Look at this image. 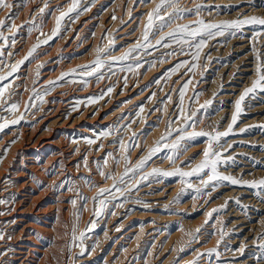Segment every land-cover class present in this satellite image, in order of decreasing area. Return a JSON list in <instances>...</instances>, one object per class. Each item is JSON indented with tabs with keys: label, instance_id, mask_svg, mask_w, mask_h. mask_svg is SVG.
Here are the masks:
<instances>
[{
	"label": "rangeland",
	"instance_id": "374dc122",
	"mask_svg": "<svg viewBox=\"0 0 264 264\" xmlns=\"http://www.w3.org/2000/svg\"><path fill=\"white\" fill-rule=\"evenodd\" d=\"M40 1H42V2H40ZM40 1L39 0H26V1L25 0H8V3L13 4L14 7L11 8V9L0 10V20H6L5 28L2 29L3 35L8 38L7 45H4V42L2 40H0V43L1 42L3 43V45L1 43V46H0V50H2V52H3V55L0 56V76H5L6 74H8L11 71V68H10L11 65H15L18 62L23 61V63L19 65L18 71L12 73L11 75H8L7 79L0 81V88H5L8 85L11 86V87H8L7 91L5 92V98L4 99L7 101V105L6 106H11V104H13V103L18 104V106H19V110L17 112H15V113H9V112L4 110V107H0V123H3V121L5 119L11 121V120L18 119L21 116L23 117L22 119L19 120V123L10 124L9 127L5 128L3 131H0V201H3V202L5 201L4 202L5 204L3 202L0 203L1 204L0 205V213L3 212V213L0 214L1 215L0 216V226H1L0 227V234L3 235V237H5L4 238L5 240L4 239H2L3 241L0 240V242H1L0 243V251H1L0 252V264H7V263L8 264H14V263L15 264H26V263H24V262H27L26 261L27 260L26 259L27 258L26 257L27 256L26 255L27 251L26 250L30 249L31 244L34 243V241H35V239L37 237L36 236L34 238V235L31 234V230H32L33 227H35V225H37L36 227H38L40 225V223H42V221H45V220L37 218V214L39 212L42 213V211H43V214H45L47 212V213H49L51 215H55L57 213L56 211H58V208L60 206H63L64 203H65L64 209H63L64 214L62 212L61 217L59 219H56V217L53 216V217H49V220H47V222L50 223V226L53 225L52 226L53 231H51L50 234L48 235L50 237V238L48 237L49 240L47 239V242H49L50 245H49V243L44 242L45 243V248L47 247L46 249H48V247H49L50 249L47 252V257H46L45 261L43 262V264H68L67 262H69L70 256H72V258L70 260V261H72L71 264H73V263L74 264H77V263H79V264H101L102 262L108 260L107 258H110L111 256H113V254L116 252L115 250H117L121 246V242L122 241L119 238V236H120V234H121V232L123 230L127 231L128 228H130V221L131 220L135 221L134 223L140 222V221L142 222L143 218H150V217H153V215H156V216L158 215L159 217L164 218V220L168 216L169 217L170 216L173 217L174 218L173 220L177 222V224H175L174 228L179 226V224L182 225L185 222H194L195 224L193 226H191L192 227L191 229H193L195 226L198 225L200 230L204 231V229H205V231L207 232L206 235H208V236H205L204 232L200 233V235H201L200 238L201 237L202 238H204V237L207 238V239H205L204 246H205V248H208V249H203L204 252L200 251V253H204V255L203 256H199V259H197V255H199L200 253L197 252L196 253L197 255L196 254L195 255H190L191 252H193V249H188L187 251H189V252L185 251V253L183 254V257H184V255H186L185 256L186 258H188V257L190 258V259L188 258V261L185 264H190V262H192V261L194 262V264H200L201 261H202L201 264H226V263L227 264H233L234 262H235V264H264V247H262V245H264V242H263L264 241V238H263L264 237V229H263L264 228V223H263L264 222V215H263L264 214V206H263L264 205V188H251V187L248 188L246 183L244 184V186L242 184L244 182L251 183V182H259L261 180H264V155H263L264 154L263 153L264 152V139L261 138V137H264V122H263L264 118L262 119V117L264 116V106H263L264 105V93H257L255 96H249V97H247L245 99V101H244V103L242 105L243 111L240 114L236 124L233 125L232 131L227 136H223L224 138L221 137V139H220L218 144H214L213 145L214 151L222 153V156H221L222 162L220 164H218V166H217V169H218L219 173L221 172L220 173L221 175L224 174L226 176H232L233 178H235L237 180H240V181L243 180L241 185L240 184L239 185L238 184H231L228 181H216V182H213L212 184H209L208 187L205 188L200 183V180L201 179H205V180L207 179L208 175L210 174L209 170H206L205 172L201 173L198 176L183 177V178L180 177V176H176V175H173V176L149 175L150 173H152L153 169H157V167H154V166H158V169H160V170L163 169L162 171H166V172H173L176 169H180L181 171H184V172L191 171L193 168L196 167V165H198L204 159L203 153H201V152H203L208 147L207 146L208 145V137L207 136H204V137L200 136V137H196L193 140L181 142V150L179 152L180 155L178 156L180 161H179L178 158L176 159L177 161H179L178 164H177V161L175 162L176 166H175V164L174 165L171 164L169 162V160H165V157L167 159L168 156L172 155V152H171V150L169 148H163L162 143H165V141H161L162 150L160 152H157L155 154V156L153 155L152 158L150 160H148V162L144 165V167L142 169H140L139 171H129L128 175L124 177L125 184L121 185L119 183V178L124 174L125 168L127 167L128 169H134L135 165L138 163V160L143 158V157H145V156H147L148 155L147 151L150 150L149 148L154 147L155 142L152 145H150V147H149L143 141H141L140 138H141V135H142L141 134L142 133V128L143 129L146 128L147 123L152 118V115H154V113L157 111L156 109H159V107L164 105V103L166 104L165 107L167 106L168 109L166 107L165 112H167V113H165L166 115L163 118V121H164L163 122V124H164L163 127L164 128H162V129H164V130L161 129L162 131H161V133L159 135V138L157 140H160L161 136L163 134H165L166 128L169 125V124H165V123H167L170 120L172 122L171 123L172 136L169 137V140L166 143L173 142L181 134V133H179L176 130L184 127V119L180 115V108H181L180 93H181V91H185L184 87H183L185 85V83H188L189 81H191V83H188V88L185 91V95H184V100H183L184 114L185 115H189L192 112L196 113V115L194 117H192V119L189 121V125L191 127L189 126V127L185 128V132H192V131L196 130L195 132H197V131L198 132H205V133H211L212 135H215L216 132H219L220 129L222 130L223 127H224V129L222 131H220V132L221 133L224 132V131L226 132V130L228 131L227 127L229 126V123L230 124L232 123V116H233V114L235 112V103H236V101L239 99V97L242 94V92L244 91V89L249 87L251 85L252 81L256 79V75H255V71L254 70L256 69L257 65L255 66L254 61L256 60L255 62L257 64V59H256L257 53L260 54L261 60H264V52H263L264 51V25L246 24V25H243L242 28L240 30H238V31L228 30L227 32H225V35H223V36H219L218 35V36H216L215 38H212V39H209L207 36H205L204 38L207 39V46L202 50L201 57H200V60L198 62L194 61L190 54H183V52H188V53L194 52L195 51V47L192 46V45H189V44L181 45V44H178V43H176L175 41H173L171 39L164 40L161 45H156V43H154V41H157V39H159L160 36L166 35L167 32H169L172 29L176 28L177 25H191L192 27H196L197 26L196 25V21L197 20H203L205 23H208V24H224L226 22H232V21H236V20H239V19H247L250 16L264 17V14H263L264 13V0H262V1L261 0H212V2L210 0H209V2H208V0H200V1L199 0H191V1L190 0H179V8H181V9H189L191 11L184 12L183 13V17H184L183 19H176L172 23V28H164L163 30H161L159 28V22H158L156 25H154L153 29L150 31V34H149V39H150L149 41H151L152 45L154 43L155 47L149 48L147 51H145L144 49H139L140 51L137 50L136 52H133L128 60H126V61H118V62H114L113 60L110 61V58L112 59V57H118L119 56L118 54H120V55L122 54L123 55L125 52H128V47H130L129 49H131V48H133V46H135V44L133 42L134 39H135V43H137V42H140L141 44L144 43V41L142 39L143 38L142 36H143V33L145 31V26H146L147 21H148V19L146 18L147 17V12L148 13H149V11L151 12L155 8L156 4L160 3V0L154 1L153 3L156 2V4L151 5L149 10L146 13L144 12L143 15L146 16V17H144V20L142 22L141 21L139 22L140 23V27H139V25L137 23H135V25L133 26L134 27L133 28L134 32L132 30V31H130V32L124 34V35H123L121 30L125 26H127L131 21L134 20V14H135L134 12L139 7H141V2H139L140 0L139 1L138 0H80L78 11L74 12V13H71L69 15L70 17L66 16L64 18V20L61 22V27H60L59 34L56 35L55 37H53L52 39H50L47 43H43V41L48 40V37L52 36L50 34H52L53 30L56 27V17L58 15L57 12H59V14H60L62 8L67 11L68 6H69V4H71L70 2H72V0H67V1H65V0L64 1L63 0H55V2H54V0H45V1L44 0H40ZM131 1H132V3H131ZM46 2L48 4H50V5H48ZM99 2H100V5H99ZM127 2L129 4L126 5ZM188 2L189 3L193 2V3H191V5H190ZM24 3H26V4H24ZM35 3H36V5H35ZM43 3H44V5H43ZM130 3L132 5H130ZM112 4H113V6H111ZM121 4H123V5H121ZM45 5H47V7H45ZM55 5H57V6L59 5L60 7L59 6L57 7ZM38 6H39V8H38ZM87 7L89 9V10H87L88 12H86ZM93 7H95L96 9L93 8ZM250 7L252 8V10H251ZM36 8H38V9H36ZM40 8H44V9L46 8L44 13H40L39 12ZM51 8H53V9H51ZM91 8H92V10H91ZM197 8H199V14L198 15L196 13V9ZM259 8H261V9H259ZM28 9H29V11H28ZM238 9H240L239 12H238ZM256 9H257L258 12L256 11ZM103 11H105V13L106 12H108V13L104 14ZM113 11L116 12V13H114ZM128 11H129V13H128ZM169 11H171V9H169ZM33 12H35V13H33ZM54 12H56V13H54ZM125 12L127 13V16H126ZM248 12H249V14H248ZM109 13H110V15H109ZM234 13H236V14L234 15ZM255 13H258L259 15L258 14L255 15ZM31 14H34V15L32 16ZM80 14H81V16H80ZM222 14H223V16H222ZM119 15H121V16H119ZM225 15H226V17H225ZM94 16H95V18H93ZM118 16L121 17L122 19L118 18ZM234 16H236V17H234ZM51 17L53 19H51ZM75 17H76L77 21H75ZM78 17H79L80 20L78 19ZM189 17H191V19ZM30 18H31V20H29ZM71 18H72V20H71ZM99 18H103V19L101 20ZM32 19H33V21H32ZM230 19H232V20H230ZM36 20H37V22H36ZM40 20H41V22H40ZM46 20H48V21H46ZM86 20L88 21V23H87ZM115 20L116 21L118 20L120 22H116ZM121 20H122V23H121ZM183 20H185V21H183ZM98 21H100L101 23H99ZM113 21H115V22H113ZM13 22L15 23V25L17 26V29H18L15 33H11V32L7 31V26L11 25ZM63 22H65V24ZM97 22L100 24L99 26H97L98 25ZM103 22H104V24H103ZM33 23L35 24V27L31 26V25H34ZM41 23H43V26H42ZM96 23H97V25H96ZM105 23H106V26H105ZM143 23H144V25H143ZM36 24H37V28L38 29L36 28ZM112 24H114V25H112ZM117 24H119V25H117ZM120 24H121V26H120ZM70 25H71V27L69 29ZM74 25H77V26H74ZM112 26L115 27V28L113 29ZM136 26H137V28H136ZM98 27H101V28L99 29ZM108 27H110V28H108ZM33 28H36V29L34 30ZM40 28H43V30L40 29ZM138 28H140L139 29L140 32L138 31ZM46 29H48V30H46ZM97 29L100 31V35H99V31H97ZM110 29H112L114 31L111 30V32H110ZM91 30H93V33L91 32ZM76 31H78V33H76ZM116 31H117V33H116ZM214 31H218V30L214 29ZM40 32L43 33V34H41ZM233 32H234V34H233ZM108 33L109 34L111 33V34L109 35ZM159 33H160V35H159ZM40 34H41V36H40ZM96 34H98L99 37H98V35L96 36ZM257 34H259V35L257 36ZM47 35H49V36L47 37ZM111 35H112L113 39H112V37H110ZM130 35H131L132 39L129 37ZM153 35H154V37H153ZM17 36H19V38ZM57 36H59L60 38L57 37ZM138 36H141V37L139 38ZM56 37H57V39L58 38L59 39L57 40ZM120 37H122V38L120 39ZM64 38H66V39H64ZM96 38H97L98 41L96 40ZM136 38L139 39V40L137 41ZM107 39H109V40H107ZM199 39H201V37H197L196 40L193 41V45L196 42H198ZM235 39H237V40H235ZM248 39H250V40H248ZM71 40H73V41H71ZM93 40H95V41H93ZM110 40H112L113 43L110 42ZM116 40H117V42H116ZM10 41H12V42H10ZM18 41L20 43H18ZM102 41H104V42L102 43ZM109 42H110V44H109ZM59 43H61V45ZM73 43H74V47H73ZM128 43H130V44H128ZM53 44L55 46H52ZM164 44H170L171 47H164L163 46ZM36 45H38V47H36V49H35V52H37V53L33 52L31 56H28L29 51ZM99 45H101V46H99ZM124 45L126 47H124ZM239 45H242V46H239ZM95 46H96V48H95ZM162 46H163V48H162ZM238 46L241 47V48H239L240 50L238 49ZM58 47H60V49ZM63 47H65V49ZM71 47H72V49H71ZM98 47H100V49L101 48L105 49V54L106 55H104V53L101 54V57H102L101 59L103 60V64H105V65L103 67L99 68V70H95L94 72H96V71L97 72L93 73V75H91V76L90 75H88V76L87 75H83L81 73L79 74L78 71H80L82 73L86 71V69L84 67L86 65L89 66V69L90 68H93V69L96 68V66L94 68V65H95L94 61L96 60L95 58H97V52L96 51L99 49ZM223 47H225L226 49L223 48ZM233 47H235L236 49L233 48ZM89 48H90V50H88ZM124 48H125V50H124ZM229 48H230V50H229ZM242 48H244V49H242ZM61 49L66 51V52L62 51ZM91 49H92V52H91ZM182 49H183V52H182ZM253 49H255V51H253ZM9 50L10 51L12 50L11 52H9L10 54L7 53V51H9ZM153 50H155V51H153ZM213 50H215L216 52L213 51ZM55 51H56V53H55ZM84 51H87V52H90V53H87V52H84ZM149 51H151L152 53L149 52ZM237 51H238V53H237ZM248 51H249V53H248ZM171 52L174 53L173 55H171L172 57L168 54V53H171ZM218 52H219V54H218ZM225 52H228V53H226V55H225ZM93 53H95V54L93 55ZM108 53L109 54L111 53V54L109 55ZM116 53H117V56L115 55ZM146 53L147 54L150 53L151 55L150 54L146 55ZM83 54L86 55V57L83 56ZM179 54H182V56H180ZM137 55L139 56V60L135 59V57H137ZM209 55L212 56V57L209 58L208 57ZM26 56H28L27 59H25ZM108 56H110V58H108ZM72 57H74V58H72ZM77 57H79V58L75 59ZM80 57H81V59H80ZM82 57H84V59ZM90 57H92L94 59V61H93V59L91 60ZM168 57L169 58L171 57L170 58L171 60H169ZM88 58H89V60L91 62L88 61ZM236 58L239 59V60H236ZM252 59L253 60L255 59V60L253 61ZM44 60H45V62H44ZM75 60H77L79 62H77ZM81 60H82V62L84 60H86V61H84L85 63H81ZM165 60H167V61H165ZM56 61L59 62V63H57ZM68 61L71 62V63H68ZM161 61H163V62L161 63ZM247 61H249L250 64ZM30 62H32V63H30ZM74 62H76V63H74ZM147 62L149 63V65H148ZM152 62H154V63H152ZM65 63L67 65H65ZM138 63L142 64L143 67L139 68L136 71H132V72L127 71L129 66L135 67V65L138 64ZM232 63L236 67H233ZM236 63H238V64H236ZM42 64H43V66H42ZM56 64L57 65L60 64V65L57 66ZM68 64H70V65L68 66ZM77 64H79L80 66L79 65L77 66ZM83 64H84V66H83ZM181 64H183L184 66L179 67L177 69V65H181ZM193 64H197L198 65L195 68L194 71L192 70V65ZM38 65L39 66L41 65L42 67H39ZM50 65H52V66H50ZM74 65L77 66V67H75ZM147 65L150 66L151 68H148ZM159 65H160V68H159ZM70 66L72 67V69H70L71 68ZM223 66H224V68H221ZM230 66L233 69L236 68L235 71ZM31 67H35V68L32 69ZM239 68L243 69V70H240ZM66 69H70L71 71L72 70L77 71L76 75H75L74 71H72L74 75L71 74L72 72L71 73L68 72L70 70L64 71ZM146 69L149 70V72L153 71L152 73H153V76H154L153 79L148 84H146L145 87H144L145 90H146V88H148L147 91H149V94L145 98H143L141 100V102L137 105L136 108L129 107V103H127V102H129L130 99L128 100V99H123V98H125L124 96H127V92L129 91V89L138 91L136 89H138V87H139L138 85L141 84L142 76L144 75V73L148 72V71H145ZM174 69H177V70L173 71ZM223 69H224V71H223ZM48 70L49 71H53V72H49ZM142 70H144V71H142ZM61 71H63V73ZM219 71L222 72V73H220ZM66 72L70 73V75H65L64 79H59L60 76L62 74H66ZM215 72H216L217 75H215ZM228 72H232V74H231L232 76L231 77H227V76H230V73H228ZM96 74H98V75H96ZM219 74L220 75L222 74V75L220 76ZM253 74H254V76H253ZM55 75L56 76L58 75L59 78L56 77ZM123 75H125V76L127 75V76L125 77ZM130 75L132 76L131 78L129 77ZM48 76L51 77L52 81H55L54 84H50L49 83L51 80H50V77H48ZM101 76L103 77L102 79L100 78ZM224 76H226V77H224ZM236 76H238V77H236ZM251 76H252V78H251ZM37 77H39V78H37ZM76 77L77 78H81L82 80L79 79L80 81H78V79H75ZM83 77H84V79H83ZM98 77L102 80L101 83H100V79ZM116 77H118V78H116ZM123 77H125V81L123 80L124 79ZM159 77H160V79H159ZM212 77L214 79L213 82L210 81V79H212ZM217 77H219L218 79H220V80H218ZM121 78H123V79H121ZM127 78H130V80L127 79ZM136 78H138V81H137ZM243 78L244 79L246 78V79L244 80ZM45 79L47 80V82H46ZM48 79L50 81H48ZM73 79H75L73 82H69L70 80L72 81ZM208 79H209V81H208ZM215 79H216V81L217 80L219 81L220 84L217 81L219 86H216L217 83H216ZM224 80H226V82ZM41 81H43V82H41ZM89 81H91V82H89ZM88 82L90 83V85H89L90 87L87 86L89 84ZM117 82H119V84ZM209 82H211L210 86H209ZM242 82H244V83H242ZM39 83H41L42 85H40ZM125 83L128 86L127 85L125 86ZM133 83H134V85H136L135 87H134ZM152 83H155V84H152ZM157 83H158V85H157ZM121 84H123V85H121ZM174 84H176V85L172 87V85H174ZM240 84L242 86H240ZM94 85L97 86V87H94V89H92V87ZM148 85H150V86H148ZM58 86H60V88ZM121 86L122 87L125 86V87H123V89H120V88H122ZM170 86H171V88H170ZM211 86L213 88H211ZM234 86L237 87V88H235ZM82 87H84V88L82 89ZM99 87H100V90H99ZM108 87L109 88L112 87L111 89H113V91H111V94L107 90V92L110 95H108V93L106 95V89H108ZM165 87H166V89H165ZM201 87H203V88H201ZM159 88H162L163 90L162 89L160 90ZM172 88H174V89L172 90ZM114 89H116V90H114ZM155 89H156V91H155ZM201 89H202V91H201ZM209 89H210V91H209ZM120 90L123 91L122 92L123 96L120 95L121 94ZM170 90H172V91H170ZM212 90H214L213 93H212ZM75 91H77L78 93L75 92ZM80 91L81 92L83 91V92L81 93ZM73 92H75L76 95H75V93L73 94ZM113 92L115 94H113ZM154 92H156V93H154ZM85 93L88 94L87 97H91V98L95 99V100H92V102L89 101L91 103L90 105L87 104L88 102H85L86 99H87V98L85 99V97H83V95ZM151 93H152L151 97L156 96V95L157 96L151 98L150 97ZM53 94H54V96H53ZM65 94H67V95H65ZM226 94L227 95L229 94V95L227 96ZM59 95L60 96L62 95L61 96L62 98ZM103 95H104V97H103ZM231 95H232V97H231ZM80 96L82 97V100H80L81 99ZM98 96L102 97V99L100 98L101 101L99 100ZM148 96H149V98H148ZM218 96L220 98L222 96V99L220 100V98ZM38 97H43V99L41 100ZM68 97H69V99H68ZM108 98H110V99L107 100ZM150 98L152 99V101L155 99V102L154 101L153 102L150 101ZM166 98H167V100L169 98H171V100L173 99V102L170 99H169L168 102H165ZM71 99H73V100H71ZM97 99H98V101H97ZM208 100H211L212 103L206 109L201 108V105H203ZM53 101H54V103H53ZM59 101H61V102H59ZM76 101L79 102L81 105L79 103H77ZM83 101H84V103H83ZM93 101H95L96 103L95 102L93 103ZM149 101H150V103H148ZM160 101H161V104H160ZM68 102L70 103V106L68 105L69 104ZM158 102H159L160 105L158 104ZM0 103H2V102H0ZM43 103H44V105H43ZM63 103H64V105H63ZM75 104H76V106H75ZM78 104H79L80 107H78ZM119 104H123V107L126 109L122 114H119L118 110H117V112L115 110V109L119 108ZM26 105H27V108H26ZM56 105H58V106H56ZM103 105L105 107L107 106L108 108L107 107L105 108ZM141 105L143 107H141ZM169 105H171V106H169ZM66 106H68L69 108L66 107ZM72 106L73 107L75 106L77 108L76 109L72 108V110H71L70 107H72ZM84 106H87V109H86V107L84 108ZM139 106H140L141 109H143L142 112L140 111L141 109L139 108ZM52 107H53V110H52ZM177 107H178L179 110H177ZM260 107H261V109H259ZM40 109H41V111L39 112ZM54 109L56 110V114H55V110ZM84 109H86V110H84ZM252 109L255 110V111H251ZM48 110H50V111H48ZM66 110L68 111V113H67ZM69 110L70 111H74V114H73V112L70 113ZM83 110L86 111V112H84ZM168 110H169V112H168ZM219 110H220V112H219ZM136 111H137L138 114L141 112L139 114V116H136V115H138L137 113L135 114ZM144 111H145L146 114L144 113ZM112 112H114L116 115L114 113L112 115ZM34 114L37 115V116H35ZM38 114H39V116H38ZM63 114L66 115L67 117H71L72 119H75L76 121L73 124L78 123V125H80V126L82 125L81 128H83V127L87 128V129H85L86 131H84V130L82 131L81 128H80V131H78V132L77 131H71L70 130L71 126H69V124H72V121L67 120V117L64 116ZM68 114L69 115L71 114V116H69ZM95 115H97V116H95ZM59 116H60V118H59ZM81 116H83V117H81ZM107 116H108V118H107ZM109 116H110V118H109ZM77 117H78V119H77ZM117 117H118V119H117ZM123 117H125V118H123ZM257 117H258V119H257ZM84 118H85V120H84ZM49 119L52 120V121L49 122L50 121ZM102 119H103V122H100ZM122 119H124V120H122ZM130 119H132L131 122H130ZM145 119H146V121H145ZM138 120H140V122L142 124ZM258 120L259 121L261 120V121L259 122ZM37 123H38V125H37ZM128 123L132 124V128L131 129L129 127H126V126H128ZM33 124H34V127H33ZM58 124L60 125V127H59ZM61 124L62 125L64 124V125L62 126ZM112 124H115V125L112 126ZM125 124H126V126H124ZM51 125H53V126H51ZM136 125H138V126L136 127ZM39 126H40V128H39ZM139 126H140L141 129L139 128ZM100 127H101V129H99ZM130 127H131V125H130ZM36 128H37V130H36ZM137 128H139V129H137ZM32 129H35V131L32 130ZM50 129H52V130H50ZM89 129H90V132L88 131ZM126 129H129V130L127 131ZM47 130L49 131L48 132L49 134L47 133ZM125 130L127 132V135H126ZM36 131H37V133H36ZM129 131L132 133V135H131V133H129ZM40 132L43 133L44 135L40 134ZM99 132H100V134H99ZM133 132H137L136 133V137L138 139L136 137H133ZM105 133H108V136L106 135L107 137L105 136ZM28 134H29V136H28ZM45 134H46V136H45ZM138 134H140V135H138ZM39 136L40 137L43 136V137L40 138ZM59 136L61 137V139H60ZM82 136L83 137L86 136V137L82 138ZM125 136L129 137L128 140H127V138H125ZM256 136H257V138H256ZM37 137H38V139H37ZM58 137H59L60 141L58 140ZM78 137L79 138L81 137L83 139V141L80 140L81 138L79 139ZM250 137H252V138H250ZM29 138H30V140H29ZM64 138H65V140H64ZM69 138L72 139L71 140V144H70V139ZM131 138H132V140H131ZM34 139H35V141H36V139L37 140L43 139V140H47V141L53 140L54 141L53 144L55 143V145L53 146V148L43 151L41 149L40 145L33 144V143H35ZM85 139H86V141H85ZM94 139H95L96 142L94 141V143H92V144L88 143V141H91V140H94ZM125 139H126L125 142H127L126 144L124 142ZM27 140H28V142H27ZM67 140L69 141V143H68L69 145L67 144V142H68ZM75 140H77L78 143ZM121 140L123 141V143L125 145H127L128 147H131L132 149L136 147L135 148L136 151H134L135 149L134 150H130L131 148H128L129 151H127V154L125 152L123 153L122 152L123 150H121V148L119 146ZM102 141H104V143ZM135 141H138V144H140V145L136 144L137 142L135 143ZM99 142H102V143L99 144ZM128 142H131V144L128 143ZM65 143L67 145V148H66ZM75 143H77V144H75ZM80 143L82 144V147H81V145H78ZM142 143H144V144H142ZM205 143H207L206 146H205ZM107 144L108 145H112L113 144V145L112 146H108ZM34 145H36V146H34ZM76 145H77L78 149L75 147ZM141 145H143V146H141ZM62 146H63V148H62ZM83 146H85V147H83ZM89 146H91L92 148L89 147ZM97 146H98V148H97ZM101 146H103V147L105 146V147L101 148L102 149L101 150V149H99ZM116 146L117 147L119 146V148H117ZM145 147H147L149 150L147 148L145 149ZM185 147H187V151H183V149ZM74 148H75V150L76 149L77 150L75 151ZM3 149H5L6 152ZM64 149H65V151H64ZM109 149H111V150H109ZM144 149L146 151L143 153L142 151H144ZM87 150L91 151L93 153L88 152ZM97 150H98L99 153L97 152ZM235 150L236 151L238 150V151L236 152ZM59 151L60 152L62 151L61 152L62 154L59 153ZM79 151H81V152H79ZM86 151H87V153H86ZM133 151L136 152V154L135 153L133 154ZM105 152H107V153H105ZM116 152H118V153L116 154ZM129 152H130V154H128ZM56 154H57V156H55ZM118 154L119 155L121 154V155L119 156ZM163 154H164V156H162ZM259 154H260V156H259ZM44 155H46V156H44ZM82 155L84 156V158L87 157V159H84ZM103 155L105 157L107 155L108 156L105 158ZM116 155H117V157H116ZM125 155H127L129 157L127 165L125 164V160L123 158V156H125ZM140 155H142V156H140ZM29 156L32 157L33 159L36 158L35 160H36L37 163H32L33 159H28V158H30ZM47 156H48V158H47ZM64 156L67 159H65ZM79 156L82 158V159H80V161H82V162L84 161L83 162L84 164L82 162H79V163L76 164V161H79V158H80ZM89 156H92V158H94L93 159L94 162H87L89 164H85V161H88V157ZM109 156H110V158H108ZM130 157H132V158H130ZM42 158H43V160H42ZM46 158L49 161L45 160ZM52 158H54V159H52ZM113 158H114V160H116V159H118V160L114 161ZM69 159L70 160L73 159L74 167L71 169L70 173H68V172L66 173L64 171V167H65L64 165H66L69 162L68 161ZM102 159L104 161V164H103ZM120 159H123V160H120ZM160 159H161V161H159ZM105 160L106 161H110L109 163H111V164L113 163L112 167H114L116 165V167H118V168H116L115 170L118 169L119 172H118V170L116 172L114 170V168H112L113 171L110 170L111 167L108 168L109 165L107 163H106V165H108V166L105 165ZM54 161H56V162H54ZM162 161H164V162H162ZM42 162L45 163L46 165L44 164V166H43ZM59 162H61V163H59ZM115 162H116V164H115ZM161 162H162V164H161ZM119 163H121V165H119ZM149 163L152 165V170H149V168L151 167V165L149 166ZM168 163H169V165H168ZM22 164H25V165H22ZM37 164H39L40 166L39 165L37 166ZM59 164H60V166H59ZM164 164H166V165H164ZM33 165H35L37 167H35ZM170 165H171V168H169ZM77 166L78 167L81 166V167L78 168ZM101 166H102L103 169H101ZM148 166H149V168H148ZM55 167L57 169H55ZM61 167H63V168H61ZM93 167L95 168L94 170L91 169ZM166 167H167L168 170L166 169ZM242 167H244V168H242ZM74 168H76V169H74ZM30 169H32V170H30ZM83 169L84 170H87V169L91 170V171H87L86 172L88 175H90L91 178H92V176L94 174L97 175V177L99 176L98 178L100 180H102L103 182L105 181V183H106L105 186H106L107 189H109L110 186H111L110 188H112V185H113L114 182L112 181V179H108V181H106V179L104 180V178L100 176V171L101 170L102 171L104 170L105 175H116L115 173H117V175H116L117 176L116 177L117 178L116 179V183H117V186L120 187V188L122 187V189H127L128 187L126 188V186L128 185V183L130 181H131V184H134V185H131L129 183V185L132 186V189L128 190L129 192L128 191H124L125 193L124 192L123 193H118V194L115 193V195L113 196L114 198L112 196L107 195V193H105V195L103 197H100L99 199H104L106 204H107V207L105 209H103L101 215L95 216L93 211L96 212L97 210L100 209V204L96 203V199H94V198H96L98 196V189L96 191L92 192V195H91V193L90 194H85L84 193V190L87 191V190H91L92 189L91 188L92 187V185H91L92 184L91 183L92 179L86 178V180H81V181H79L77 179V175ZM237 169H239V170H237ZM16 170H18V171H16ZM42 170H43V172H41ZM74 170H75V172L76 171H78V172L73 173ZM15 172H16L17 175L15 174ZM32 172H34V173H32ZM93 172H94V174H93ZM111 172H112V174H111ZM21 173H22V175H18V174H21ZM41 174L42 175L45 174L46 176L44 175L43 179H42V175ZM48 174L50 175V177H49ZM58 174H60V175L58 176ZM52 175H53V177H51ZM246 175H247V177H246ZM250 175H252V176H250ZM54 176H55V179H57V180H55V179L52 180V178H54ZM143 176H147V179H145L146 181L143 180L142 181L143 183H142L141 182V177H143ZM28 178H31V179H28ZM72 178H73V180H72ZM136 178L138 180V183L136 181ZM20 179H21V181H20ZM76 180H78V181H76ZM182 180L186 181V183H182L181 182ZM48 181H49V183H48ZM8 182H10V183H8ZM22 182L24 183V185H23ZM45 182L48 183V184H46ZM57 182H59V183H57ZM5 183H7V184H5ZM14 183L15 184L18 183L16 185V187H18V188L15 187ZM26 183H27V186H26ZM29 183H31V184H29ZM32 183L33 184L35 183L34 185H36V186H34ZM107 183H109L110 186ZM135 183H137V184H135ZM175 184H176V186H175ZM189 184L191 185V187L188 186ZM85 185H86V187H84ZM81 186H83V188ZM7 187L10 188V189H8ZM42 187H44V188H42ZM45 187H47V188H45ZM88 187H89V189H88ZM133 187H135V188H133ZM144 187H145V189H144ZM168 187H170V188H168ZM13 188H15V189H13ZM34 188H36V189H34ZM67 188H69V189H67ZM103 188H104V186H103ZM198 188L201 190L199 193H197V191H196V189H198ZM168 189H170V190H168ZM241 189L243 191H245V192H243ZM36 190H37V192H36ZM238 190H240V191H238ZM246 190L249 191L250 193L248 194V192ZM41 191H42V193H41ZM113 191H114V189H113ZM80 192H82V193H80ZM173 192H175V193H173ZM246 192H247V194H244ZM40 193H41V195H40ZM55 193L56 194L59 193L60 195L59 194L56 195ZM157 193H159L158 195H160V196L162 195V198L160 199V200H162V203L153 205L154 201H152L151 199L156 197V196H158V195H156ZM163 193H164V195H163ZM80 194H82L83 197ZM131 194H133V195H131ZM224 194H228L227 198L225 197ZM23 196L24 197L26 196V197L24 198ZM38 196H41L42 198L40 197L41 198L40 199ZM108 196L110 197V199H109ZM125 196H126V198H125ZM48 197H50V198H48ZM122 197L125 198V199L123 200ZM238 197H240V198H238ZM89 198H90V200H89ZM129 198H130V200H129ZM195 198H197V200ZM5 199L7 200V202H6ZM72 199L75 201V205L74 206H73V203L71 202ZM225 199H226V201H224ZM113 200H114L115 203L113 202ZM218 200H219V203H218ZM89 201H91V202L89 203ZM222 201L227 202V203H224ZM97 202H98V199H97ZM120 202H122V203L120 204ZM259 202H260V204H259ZM12 203L15 204V205H13ZM27 203H29V204H27ZM39 203H40L41 209L39 210V212L36 215L33 216V214L35 213V210H33L32 205H39ZM59 203H60V206L58 205ZM69 203H71V204H69ZM84 203H85V205H84ZM222 203L225 205V208H224V205ZM47 204H48L49 208H48ZM115 205H116V207H114ZM117 205H120L123 210H121V208L118 207ZM145 205H147V206H145ZM151 205H153V206H151ZM231 205H232V208H231ZM88 206H89V208H88ZM158 206H162V207L164 206V207L162 209V207H158ZM219 206H220V208H219ZM222 206H223V208H222ZM50 207H51V209H50ZM81 207H82V209H81ZM234 207H235V209H234ZM7 208H10V209H7ZM45 208H47L48 210L45 209ZM68 208H69L70 212L68 211ZM79 208H80V210H79ZM12 209H13V211H12ZM65 209H66V211H64ZM89 209H91V210H89ZM213 209H218V211L214 212ZM3 210H5V211H3ZM10 210H11V212H9ZM114 211H116V212H114ZM128 211H129V213H128ZM236 211H238V212H236ZM50 212H52V213H50ZM210 212L212 213L211 217L208 216V213H210ZM227 212H229V215H228ZM112 213H113V215H112ZM125 213H126V215H125ZM226 213H227V215H226ZM237 213H239V214H237ZM233 214L236 215V216H234ZM107 215H109L110 218ZM221 215H223L225 218H221V217H223ZM114 216H115V218H113ZM126 217H129V218H126ZM239 217H240V219H238ZM84 218H85V220H84ZM87 218H88V220L86 221ZM124 218H125L126 221L124 220ZM227 218H229V219H227ZM52 219H54V220H52ZM234 219H236L238 221H242L243 223L241 222L240 225L239 224H235V225L232 226L233 221H236ZM3 220H5V222ZM55 220H58V221L55 222ZM161 220H163V219H161ZM231 220H233V221L231 222ZM53 221L55 222V224H54ZM205 221H207V223H205ZM1 222H3V223H1ZM29 222H32V223L29 224ZM105 222L106 223L108 222V223L106 224ZM82 223H83V225H82ZM93 223L95 224V227L92 228ZM227 223H229V225H231V229H230L231 231L229 230L230 226L228 227ZM252 223H254V224H252ZM259 223H260V226H259ZM26 224H27V226H26ZM104 224L106 225L105 227L103 226ZM261 224H262V227H261ZM209 225L212 226V227H210ZM246 225H247V227H246ZM256 225H257L258 229L260 228L259 230H260L261 234L259 233V230L258 231L256 230L257 229L255 227ZM11 226H13V227H11ZM87 226L91 227L92 231H89L88 230L89 228ZM117 226H120V230L119 231H117V228H118ZM250 226L253 229L250 228ZM103 227H104V229H103ZM225 227H228V228H226V229H228L227 231H226ZM237 227H240L242 229H240V228L237 229ZM254 227H255V229H254ZM11 228H14V229L12 230ZM27 228H30V235H27V233H26L27 232ZM85 228L87 229V232L85 231L86 230ZM105 230H106V232L108 234L105 232ZM255 230H256V232H258V234L255 233ZM6 231H7L8 234L6 233ZM117 232H118V234H117ZM81 233H84V239L83 240L79 239ZM244 233H248L250 235V243L251 244L248 243L249 244L248 245L245 241L241 242L240 240H242V239H238L240 236H241L240 238H243L242 236H244ZM14 234H15V236H12ZM100 234H101V238L98 237V236H100ZM105 234L108 237H106ZM253 234L256 235L254 239H253V237H254ZM8 235L9 236L11 235V237H9ZM94 235H97V236H94ZM230 235L233 236L234 238L232 239V237ZM252 235H253V237H252ZM74 236L76 237V239H74ZM93 236H94L95 240L93 239ZM14 237H15L16 241H15ZM24 237H25V239H23ZM104 237H106L105 238L106 241L104 240ZM209 237H211V238H209ZM6 239H8V241ZM11 239H12V241H11ZM227 239L228 240L230 239V240L228 241ZM116 240H118V241H116ZM208 240H210V241L208 242ZM255 241H256V243L253 244ZM108 242H111V243L108 244ZM83 243H85V245ZM17 244H20V245H17ZM94 244L96 246H94ZM101 244H102V246H101ZM243 244H244V246H243ZM81 245L83 246V248L86 247L85 251L83 252V254H81ZM188 245L189 244H186V246H188ZM78 246L80 248H78ZM93 246L95 248V251H92L93 248H90V247H93ZM111 246H113V247H111ZM240 246H241L240 249H242L244 247L243 248V252H241V251L238 252V250H240L239 249ZM227 247H229V248H227ZM2 248L5 249V250H3ZM124 248L126 249V246L123 247L122 249H124ZM213 248H215V249L217 248L216 252L219 254V256H217V254H215V253L213 255H211V256H208L207 253H208L209 249H213ZM99 249H100V252H99ZM128 250H130V251H128ZM128 250H127V255H129L130 253L134 252L135 249H128ZM232 250H233L234 253L232 252ZM91 253H94V254H91ZM235 253L237 255H235ZM244 253H245V255H244ZM12 254H13V256L15 258L12 256ZM73 254L76 255L74 259H73ZM102 254H104V255H102ZM99 255H100V257H99ZM24 256H25V258H24ZM79 256H80L81 261L76 262L75 259L77 257H79ZM41 257L42 256H40L38 258V260H37L38 264H41V260H42ZM104 257L106 258L105 260L103 259ZM87 258H88V260H87ZM203 258H207L206 262L202 260ZM230 258H232V259H230ZM100 260H102V262ZM172 260H174V259H172ZM176 261H179V260L175 259L173 262L171 261L168 264H176ZM95 262H97V263H95ZM209 262H212V263H209ZM152 264H154V263L152 262Z\"/></svg>",
	"mask_w": 264,
	"mask_h": 264
},
{
	"label": "bare ground",
	"instance_id": "6f19581e",
	"mask_svg": "<svg viewBox=\"0 0 264 264\" xmlns=\"http://www.w3.org/2000/svg\"><path fill=\"white\" fill-rule=\"evenodd\" d=\"M26 1V0H25ZM40 1V0H39ZM45 1V0H44ZM64 1V0H63ZM65 1H67V0H65ZM139 1V0H138ZM154 1H156V0H140L139 2H141V7H137L138 9L134 12L135 14H134V20L133 21H131L127 26H125L121 31H122V33H123V35L124 34H126V33H128V32H130V31H132L133 30V26L135 25V23H137L138 25H139V27H140V21L142 22L143 20H144V17H146V16H144L143 14H144V12L146 13L148 10H149V8H150V6L151 5H153V4H156V2L155 3H153ZM191 1V0H190ZM200 1V0H199ZM211 2H212V0H210ZM262 1V0H261ZM32 2V1H31ZM37 2V1H36ZM40 2H42V1H40ZM52 2V1H51ZM54 2H55V0H54ZM59 2V1H58ZM61 2V1H60ZM187 2V1H186ZM208 2H209V0H208ZM38 3V2H37ZM47 3V2H46ZM65 3V2H64ZM71 3V2H70ZM131 3H132V1H131ZM130 3V5H132ZM189 3V2H188ZM191 3H193V2H191ZM191 3H189L190 5H191ZM207 3V2H206ZM258 3V2H257ZM16 4V3H15ZM24 4H26V3H24ZM23 4V5H24ZM28 4V3H27ZM42 4V3H41ZM40 4V5H41ZM48 4V3H47ZM53 4V3H52ZM62 4V3H61ZM127 4H129L128 2L126 3V5ZM35 5H36V3H35ZM43 5H44V3H43ZM42 5V6H43ZM48 5H50V4H48ZM64 5V4H63ZM66 5V4H65ZM68 5V4H67ZM70 5V4H69ZM91 5V4H90ZM99 5H100V2H99ZM121 5H123V4H121ZM125 5V6H126ZM189 5V6H190ZM257 5V4H256ZM21 6V5H20ZM55 6H57V5H55ZM59 6V5H58ZM57 6V7H58ZM111 6H113V4L111 5ZM120 6V5H119ZM30 7V6H29ZM60 7V6H59ZM66 7V6H65ZM123 7V6H122ZM154 7V6H153ZM38 8H39V6H38ZM38 8H36V9H38ZM55 8V7H54ZM93 8H95V7H93ZM110 8V7H109ZM127 8V7H126ZM130 8V7H129ZM251 8V7H250ZM16 9V8H15ZM20 9V8H19ZM46 9V8H45ZM45 9H44V11H45ZM48 9V8H47ZM51 9H53V8H51ZM57 9V8H56ZM67 9V8H66ZM87 9H88V7H87ZM96 9V8H95ZM120 9V8H119ZM242 9V8H241ZM244 9V8H243ZM258 9V8H257ZM257 9H256V11H257ZM259 9H261V8H259ZM18 10V9H17ZM26 10V9H25ZM24 10V11H25ZM60 10V9H59ZM65 9H61V11H64ZM89 10V9H88ZM91 10H92V8H91ZM109 10V9H108ZM107 10V11H108ZM121 10V9H120ZM126 10V9H125ZM239 10L240 9H238V12H239ZM251 10H252V8H251ZM263 10V9H262ZM28 11H29V9H28ZM31 11V10H30ZM34 11V10H33ZM66 11V10H65ZM98 11V10H97ZM260 11V10H259ZM26 12V11H25ZM32 12V11H31ZM48 12V11H47ZM51 12V11H50ZM85 12V11H84ZM86 12H88V11H86ZM104 12V14H106V13H108V12H106L105 13V11H103ZM114 12V11H113ZM119 12V11H118ZM127 12V11H126ZM125 12V13H126ZM132 12V11H131ZM150 12V11H149ZM250 12V11H249ZM249 12H248V14H249ZM258 12V11H257ZM263 12V11H262ZM33 13H35V12H33ZM44 13V12H43ZM54 13H56V12H54ZM58 13V15H57V17L60 15L59 14V12H57ZM74 13V12H73ZM90 13V12H89ZM92 13V12H91ZM96 13V12H95ZM102 13V12H101ZM114 13H116V12H114ZM128 13H129V11H128ZM237 13V12H236ZM236 13H234V15L236 14ZM254 13V12H253ZM261 13V12H260ZM83 14V13H82ZM88 14V13H87ZM103 14V13H102ZM147 14H148V12H147ZM212 14V13H211ZM256 14H258V13H255V15ZM264 14V13H263ZM32 16L34 15V14H31ZM53 15V14H52ZM109 15H110V13H109ZM125 15V14H124ZM238 15V14H237ZM259 15V14H258ZM31 16V17H32ZM44 16V15H43ZM46 16V15H45ZM54 16V15H53ZM52 16V17H53ZM80 16H81V14H80ZM83 16V15H82ZM102 16V15H101ZM117 16V15H116ZM119 16H121V15H119ZM118 16V18H121V17H119ZM126 16H127V13H126ZM222 16H223V14H222ZM231 16V15H230ZM51 17V19H53ZM56 17V18H57ZM70 17V16H69ZM68 17V18H69ZM77 17V16H76ZM76 17H75V21H77V19H76ZM91 17V16H90ZM104 17V16H103ZM123 17V16H122ZM217 17V16H216ZM225 17H226V15H225ZM229 17V16H228ZM227 17V18H228ZM234 17H236V16H234ZM39 18V17H38ZM84 18V17H83ZM86 18V17H85ZM93 18H95V16L93 17ZM98 18V17H97ZM113 18V17H112ZM111 18V19H112ZM125 18V17H124ZM133 18V17H132ZM147 19H148V16L146 17ZM145 18V19H146ZM190 19H191V17H189ZM247 18V17H246ZM34 19V18H33ZM33 19H32V21H33ZM44 19V18H43ZM78 19H79V17H78ZM91 19V18H90ZM99 19H103V18H99ZM122 19V18H121ZM126 19V18H125ZM124 19V20H125ZM183 19V18H182ZM188 19V18H187ZM189 19V20H190ZM217 19V18H216ZM236 19V18H235ZM27 20V19H26ZM29 20H31V18L29 19ZM71 20H72V18H71ZM70 20V21H71ZM74 20V19H73ZM80 20V19H79ZM85 20V19H84ZM83 20V21H84ZM100 20V21H101ZM186 20V19H185ZM185 20H183V21H185ZM230 20H232V19H230ZM31 21V22H32ZM46 21H48V20H46ZM87 21V20H86ZM90 21V20H89ZM100 21H98L99 23H101ZM110 21V20H109ZM116 21V20H115ZM115 21H113V22H115ZM182 21V22H183ZM212 21V20H211ZM218 21V20H217ZM36 22H37V20H36ZM40 22H41V20H40ZM74 22V21H73ZM79 22V21H78ZM94 22V21H93ZM96 22V21H95ZM97 22V23H98ZM112 22V23H113ZM116 22H120V21H116ZM189 22V21H188ZM35 23V22H34ZM33 23V24H34ZM64 24H65V22H63ZM69 23V22H68ZM71 23V22H70ZM77 23V22H76ZM87 23H88V21H87ZM97 23H96V25H97ZM98 23V25L97 26H99L100 24ZM121 23H122V20H121ZM31 24V23H30ZM38 24V23H37ZM37 24H36V28H37ZM42 24V26H43V23H41ZM74 24V23H73ZM103 24H104V22H103ZM187 24V23H186ZM189 24V23H188ZM28 25V24H27ZM35 25V24H34ZM45 25V24H44ZM47 25V24H46ZM69 25V24H68ZM81 25V24H80ZM102 25V24H101ZM111 25V24H110ZM112 25H114V24H112ZM117 25H119V24H117ZM143 25H144V23H143ZM31 26H33V25H31ZM39 26V25H38ZM74 26H77V25H74ZM103 26V25H102ZM105 26H106V23H105ZM120 26H121V24H120ZM191 26V25H190ZM8 27V26H7ZM40 27V26H39ZM70 27H71V25L69 26V29H70ZM80 27V26H79ZM113 27V26H112ZM143 27V26H142ZM36 28H33L34 30L36 29ZM73 28V27H72ZM82 28V27H81ZM99 29L101 28V27H98ZM108 28H110V27H108ZM115 27H113V29H114ZM117 28V27H116ZM136 28H137V26H136ZM38 29V28H37ZM40 29H42L43 30V28H40ZM75 29V28H74ZM80 29V28H79ZM95 29V28H94ZM140 28H138V31L140 32V30H139ZM46 30H48V29H46ZM63 30V29H62ZM73 30V29H72ZM71 30V31H72ZM81 30V29H80ZM85 30V29H84ZM87 30V29H86ZM102 30V29H101ZM109 30V29H108ZM111 30L112 29H110V32H111ZM116 30V29H115ZM137 30V29H136ZM135 30V31H136ZM39 31V30H38ZM97 31H99L98 29H97ZM112 31H114V30H112ZM69 32V31H68ZM90 32V31H89ZM91 32L93 33V30H91ZM96 32V31H95ZM133 32H134V30H133ZM156 32V31H155ZM158 32V31H157ZM21 33V32H20ZM23 33V32H22ZM41 33V32H40ZM66 33V32H65ZM71 33V32H70ZM76 33H78V31H76ZM84 33V32H83ZM91 33V34H92ZM97 33V32H96ZM116 33H117V31H116ZM18 34V33H17ZM67 34V33H66ZM85 34V33H84ZM109 34V33H108ZM107 34V35H108ZM111 34V33H110ZM109 34V35H110ZM132 34V33H131ZM135 34V33H134ZM46 35V34H45ZM50 35H52V34H50ZM68 35V34H67ZM87 35V34H86ZM98 34H96V36H97ZM99 35H100V31H99ZM99 35H98V37H99ZM108 35V36H109ZM114 35V34H113ZM136 35V34H135ZM138 35V34H137ZM159 35H160V33H159ZM40 36H41V34H40ZM49 35H47V37H48ZM60 36V35H59ZM59 36H57V37H59ZM84 36V35H83ZM107 36V37H108ZM152 36V35H151ZM18 38H19V36H17ZM46 37V36H45ZM46 37V38H47ZM57 37H56V39H57ZM92 37V36H91ZM106 37V38H107ZM110 37H112V35L110 36ZM124 37V36H123ZM130 38H131V35L129 36ZM137 37V36H136ZM139 38L141 37V36H138ZM143 37V36H142ZM153 37H154V35H153ZM17 38V39H18ZM60 38V37H59ZM58 38V39H59ZM63 38V37H62ZM67 38V37H66ZM66 38H64V39H66ZM83 38V37H82ZM81 38V39H82ZM88 38V37H87ZM90 38V37H89ZM93 38V37H92ZM109 38V37H108ZM115 38V37H114ZM122 37H120V39H121ZM57 39V40H58ZM63 39V40H64ZM112 39H113V37H112ZM119 39V38H118ZM117 39V40H118ZM119 39V40H120ZM132 39V38H131ZM137 39V38H136ZM143 39V38H142ZM76 40V39H75ZM90 40V39H89ZM88 40V41H89ZM96 40H97V38H96ZM103 40V39H102ZM107 40H109V39H107ZM117 40H116V42H117ZM139 39H137V41H138ZM150 40V39H149ZM158 40V39H157ZM233 40V39H232ZM235 40H237V39H235ZM234 40V41H235ZM248 40H250V39H248ZM14 41V40H13ZM23 41V40H22ZM49 41V40H48ZM55 41V40H54ZM71 41H73V40H71ZM81 41V40H80ZM87 41V42H88ZM92 41V40H91ZM93 41H95V40H93ZM98 41V40H97ZM115 41V40H114ZM153 41V40H152ZM240 41V40H239ZM4 42V41H3ZM10 42H12V41H10ZM62 42V41H61ZM65 42V41H64ZM63 42V43H64ZM104 41H102V43H103ZM110 42H112V40H110ZM110 42H109V44H110ZM134 44L136 45V43H135V39H134ZM151 42V41H150ZM237 42V41H236ZM2 43V42H1ZM1 43H0V46H1ZM18 43H20L19 41H18ZM83 43V42H82ZM97 43V42H96ZM95 43V44H96ZM106 43V42H105ZM113 43V42H112ZM115 43V42H114ZM131 43V42H130ZM130 43H128V44H130ZM154 43H156V41H154ZM154 43H153V45H154ZM14 44V43H13ZM12 44V45H13ZM55 44V43H54ZM52 45V46H55V45ZM60 45H61V43H59ZM86 44V43H85ZM93 44V43H92ZM91 44V45H92ZM152 44V43H151ZM2 45H3V43H2ZM5 45V44H4ZM10 45V44H9ZM18 45V44H17ZM48 45V44H47ZM50 45V44H49ZM59 45V46H60ZM70 45V44H69ZM79 45V44H78ZM82 45V44H81ZM94 45V44H93ZM103 45V44H102ZM115 45V44H114ZM126 45V44H125ZM124 45V47H126ZM228 45V44H227ZM230 45V44H229ZM51 46V47H52ZM58 46V45H57ZM66 46V45H65ZM99 46H101V45H99ZM117 46V45H116ZM131 46V45H130ZM232 46V45H231ZM236 46V45H235ZM239 46H242V45H239ZM238 46V49L239 48H241V47H239ZM62 47V46H61ZM73 47H74V43H73ZM77 47V46H76ZM88 47V46H87ZM119 47V46H118ZM122 47V46H121ZM134 47V46H133ZM230 47V46H229ZM41 48V47H40ZM59 49H60V47H58ZM64 49H65V47H63ZM91 48V47H90ZM90 48L88 49V50H90ZM95 48H96V46H95ZM99 49H100V47H98ZM113 48V47H112ZM129 48L130 47H128V50H129ZM162 48H163V46H162ZM223 48H225V47H223ZM233 48H235V47H233ZM12 49V48H11ZM16 49V48H15ZM38 49V48H37ZM43 49V48H42ZM58 49V50H59ZM69 49V48H68ZM71 49H72V47H71ZM76 49V48H75ZM82 49V48H81ZM101 49H103V48H101ZM158 49V48H157ZM160 49V48H159ZM226 49V48H225ZM236 49V48H235ZM242 49H244V48H242ZM250 49V48H249ZM62 50V49H61ZM94 50V49H93ZM96 50V49H95ZM118 50V49H117ZM116 50V51H117ZM124 50H125V48H124ZM162 50V49H161ZM164 50V49H163ZM218 50V49H217ZM229 50H230V48H229ZM240 50V49H239ZM12 51V50H11ZM10 50L9 51H7V53H9V52H11ZM41 51V50H40ZM60 51V50H59ZM62 51H64V50H62ZM73 51V50H72ZM108 51V50H107ZM115 51V50H114ZM121 51V50H120ZM140 51V50H139ZM153 51H155V50H153ZM159 51V50H158ZM213 51H215V50H213ZM226 51V50H225ZM49 52V51H48ZM64 52H66V51H64ZM74 52V51H73ZM84 52H87V51H84ZM91 52H92V49H91ZM94 52V51H93ZM97 52V51H96ZM109 52V51H108ZM113 52V51H112ZM119 52V51H118ZM117 52V53H118ZM122 52V51H121ZM143 52V51H142ZM149 52H151V51H149ZM163 52V51H162ZM216 52V51H215ZM264 52V51H263ZM35 53H37V52H35ZM40 53V52H39ZM46 53V52H45ZM55 53H56V51H55ZM54 53V54H55ZM87 53H90V52H87ZM115 53V52H114ZM117 53L115 54L116 56H117ZM123 53V52H122ZM126 53V52H125ZM139 53V52H138ZM145 53V52H144ZM152 53V52H151ZM161 53V52H160ZM172 53V52H171ZM222 53V52H221ZM220 53V54H221ZM226 53H228V52H225V55H226ZM237 53H238V51H237ZM247 53V52H246ZM248 53H249V51H248ZM251 53V52H250ZM10 54V53H9ZM12 54V53H11ZM95 53H93V55H94ZM109 54V53H108ZM111 54V53H110ZM109 54V55H110ZM148 54H150V53H148ZM147 53H146V55H148ZM166 54V53H165ZM169 54V53H168ZM214 54V53H213ZM218 54H219V52H218ZM38 55V54H37ZM51 55V54H50ZM53 55V54H52ZM91 55V54H90ZM92 55V56H93ZM104 55H106L105 53H104ZM114 55V54H113ZM112 55V56H113ZM114 55V56H115ZM119 56L118 57H120L121 55L120 54H118ZM140 55V54H139ZM145 55V56H146ZM151 55V54H150ZM154 55V54H153ZM164 55V54H163ZM177 55V54H176ZM180 56H182V54H179ZM178 55V56H179ZM246 55V54H245ZM40 56V55H39ZM38 56V57H39ZM45 56V55H44ZM63 56V55H62ZM61 56V57H62ZM83 56H85L86 57V55H84L83 54ZM138 56V55H137ZM171 56V55H170ZM35 57V56H34ZM41 57V56H40ZM39 57V58H40ZM75 57V56H74ZM74 57H72V58H74ZM105 57V56H104ZM147 57V56H146ZM172 57V56H171ZM170 57V58H171ZM177 57V56H176ZM209 58L210 57H212V56H208ZM216 57V56H215ZM15 58V57H14ZM44 58V57H43ZM70 58V57H69ZM79 57H77V58H75V59H78ZM83 59H84V57H82ZM91 58V60L93 59L92 57H90ZM102 58V57H101ZM107 58V57H106ZM108 58H110V56H108ZM159 58V57H158ZM163 58V57H162ZM161 58V59H162ZM169 58V57H168ZM169 58V60H171ZM16 59V58H15ZM36 59V58H35ZM68 59V58H67ZM80 59H81V57H80ZM95 59H97V58H95ZM104 59V58H103ZM165 59V58H164ZM185 59V58H184ZM243 59V58H242ZM247 59V58H246ZM17 60V59H16ZM15 60V61H16ZM109 60V59H108ZM107 60V61H108ZM112 59L110 58V61H111ZM157 60V59H156ZM155 60V61H156ZM236 60H239V59H237L236 58ZM253 60V59H252ZM255 60V59H254ZM253 60V61H254ZM43 61V60H42ZM60 61V60H59ZM62 61V60H61ZM75 61H77V60H75ZM84 61H86V60H84ZM82 62V60H81V63H85V62ZM88 61H90L89 60V58H88ZM93 61H94V59H93ZM158 61V60H157ZM165 61H167V60H165ZM242 61V60H241ZM256 61V60H255ZM254 61V64H255V66L257 65L256 64V62ZM35 62V61H34ZM39 62V61H38ZM44 62H45V60H44ZM47 62V61H46ZM50 62V61H49ZM57 62V61H56ZM65 62V61H64ZM77 62H79V61H77ZM91 62V61H90ZM160 62V61H159ZM248 63H249V61H247ZM252 62V61H251ZM30 63H32V62H30ZM41 63V62H40ZM48 63V62H47ZM52 63V62H51ZM57 63H59V62H57ZM63 63V62H62ZM68 63H71V62H69L68 61ZM74 63H76V62H74ZM148 63V62H147ZM152 63H154V62H152ZM240 63V62H239ZM242 63V62H241ZM253 63V62H252ZM61 64V63H60ZM60 64H58V65H60ZM80 64V63H79ZM79 64H77V66L79 65ZM233 64V63H232ZM236 64H238V63H236ZM250 64V63H249ZM57 65V64H56ZM57 65V66H58ZM65 65H67L66 63H65ZM70 64H68V66H69ZM103 65H105V64H103ZM148 65H149V63H148ZM147 65V66H148ZM216 65V64H215ZM39 66V65H38ZM42 66H43V64H42ZM41 65L39 66V67H42ZM50 66H52V65H50ZM75 66V65H74ZM77 66H75V67H77ZM80 66V65H79ZM83 66H84V64H83ZM153 66V65H152ZM226 66V65H225ZM29 67V66H28ZM37 67V66H36ZM71 67V66H70ZM145 67V66H144ZM156 67V66H155ZM227 67V66H226ZM231 67V66H230ZM233 67H236V66H234V64H233ZM32 69L33 68H35V67H31ZM46 68V67H45ZM51 68V67H50ZM57 68V67H56ZM59 68V67H58ZM94 68H95V65H94ZM146 68V67H145ZM148 68H151L150 66H148ZM153 68V67H152ZM159 68H160V65H159ZM221 68H224V66L223 67H221ZM232 68V67H231ZM253 68V67H252ZM28 69V68H27ZM31 69V70H32ZM47 69V68H46ZM64 69V68H63ZM62 69V70H63ZM70 69H72V67L70 68ZM70 69H66V70H64V71H67V70H70ZM90 69H93V68H90ZM119 69V68H118ZM215 69V68H214ZM220 69V68H219ZM230 69V68H229ZM233 69V68H232ZM235 69L236 68H234L233 70L235 71ZM240 69V68H239ZM250 69V68H249ZM37 70V69H36ZM50 70V69H49ZM48 70V71H49ZM56 70V69H55ZM54 70V71H55ZM99 70V69H98ZM141 70V69H140ZM155 70V69H154ZM158 70V69H157ZM211 70V69H210ZM217 70V69H216ZM232 70V71H233ZM240 70H243V69H240ZM35 71V70H34ZM39 71V70H38ZM37 71V72H38ZM46 71V70H45ZM59 71V70H58ZM57 71V72H58ZM72 71H74V70H72ZM71 70L70 71H68V72H72ZM142 71H144V70H142ZM145 71H148L147 73H144V75L142 76V78H141V84L140 85H138L139 87H138V89H136V90H138V91H135V90H131V89H129V91L127 92V96H124L125 98H123V99H130L129 100V102H127V103H129V107H134V108H136L137 107V105L141 102V100L143 99V98H145L148 94H149V91H147L148 90V88H146V90H145V85L146 84H148L152 79H153V71L152 72H149V70H145ZM214 71V70H213ZM218 71V70H217ZM223 71H224V69H223ZM238 71V70H237ZM247 71V70H246ZM251 71V70H250ZM255 71V70H254ZM36 72V73H37ZM43 72V71H42ZM41 72V73H42ZM49 72H53V71H49ZM60 72V71H59ZM58 72V73H59ZM62 73H63V71H61ZM75 72V75H76V72L77 71H74ZM79 72V74L81 73L82 74V72H80V71H78ZM97 72V71H96ZM96 72H94V73H96ZM155 72V71H154ZM220 72V71H219ZM218 72V73H219ZM67 73V72H66ZM187 73V72H186ZM220 73H222V72H220ZM224 73V72H223ZM228 73H230V76H227V77H231L232 75V72H228ZM242 73V72H241ZM247 73V72H246ZM38 74V73H37ZM40 74V73H39ZM55 74V73H54ZM71 74H73V72L71 73ZM78 74V73H77ZM99 74V73H98ZM98 74H96V75H98ZM120 74V73H119ZM118 74V75H119ZM138 74V73H137ZM214 74V73H213ZM61 75V74H60ZM74 75V74H73ZM93 75V74H92ZM117 75V76H118ZM215 75H217L216 74V72H215ZM220 75V74H219ZM222 75V74H221ZM220 75V76H221ZM247 75V74H246ZM37 76V75H36ZM35 76V77H36ZM40 76V75H39ZM56 76V75H55ZM81 76V75H80ZM88 76V75H87ZM91 76V75H90ZM123 76H125V75H123ZM127 76V75H126ZM125 76V77H126ZM136 76V75H135ZM138 76V75H137ZM219 76V77H220ZM226 76H224V77H226ZM253 76H254V74H253ZM48 77H50V76H48ZM56 77H58V75L56 76ZM61 77V76H60ZM69 77V76H68ZM125 77H123V78H121V79H123L124 81H125ZM130 78L132 77L131 75L129 76ZM193 77V76H192ZM219 77H217V79L219 78ZM236 77H238V76H236ZM242 77V76H241ZM249 77V76H248ZM37 78H39V77H37ZM55 78V77H54ZM59 78V77H58ZM66 78V77H65ZM70 78V77H69ZM99 78V77H98ZM116 78H118V77H116ZM115 78V79H116ZM130 78H127V79H129L130 80ZM191 78V77H190ZM216 78V77H215ZM247 78V77H246ZM245 78V79H246ZM250 78V77H249ZM251 78H252V76H251ZM64 79V78H63ZM75 79H78V81H80L79 79H81V78H75ZM75 79H73L72 81L70 80L69 82H73ZM83 79H84V77H83ZM100 79V78H99ZM114 79V80H115ZM137 79V81H138V78H136ZM159 79H160V77H159ZM212 79H213V77H212ZM212 79H210V81H214V79L212 80ZM244 79V78H243ZM244 79V80H245ZM46 80V79H45ZM50 80H51V77H50ZM49 79H48V81H50ZM55 80V79H54ZM82 80V79H81ZM90 80V79H89ZM93 80V79H92ZM96 80V79H95ZM113 80V81H114ZM122 80V81H123ZM132 80V79H131ZM140 80V79H139ZM218 80H220V79H218ZM217 80V81H218ZM228 80V79H227ZM252 80V79H251ZM52 81V80H51ZM64 81V80H63ZM68 81V80H67ZM101 79H100V83H101ZM117 81V80H116ZM121 81V80H120ZM208 81H209V79H208ZM215 81H216V79H215ZM217 81H216V83H217ZM225 82H226V80H224ZM248 81V80H247ZM246 81V82H247ZM41 82H43V81H41ZM46 82H47V80H46ZM89 82H91V81H89ZM88 82V83H89ZM99 82V81H98ZM130 82V81H129ZM128 82V83H129ZM132 82V81H131ZM159 82V81H158ZM245 82V83H246ZM35 83V82H34ZM79 83V82H78ZM97 83V82H96ZM116 83V82H115ZM118 84H119V82H117ZM138 83V82H137ZM140 83V82H139ZM174 83V82H173ZM176 83V82H175ZM203 83V82H202ZM201 83V84H202ZM206 83V82H205ZM210 83L211 82H209V86H210ZM215 83V82H214ZM218 83H219V81H218ZM218 83H217V85L216 86H219L218 85ZM240 83V82H239ZM242 83H244V82H242ZM250 83V82H249ZM40 85H42L41 83H39ZM44 84V83H43ZM63 84V83H62ZM70 84V83H69ZM77 84V83H76ZM85 84V83H84ZM152 84H155V83H152ZM177 84V83H176ZM176 84H174V85H172V87L173 86H175ZM220 84V83H219ZM46 85V84H45ZM65 85V84H64ZM72 85V84H71ZM90 85V83L87 85L88 87H90L89 86ZM109 85V84H108ZM121 85H123V84H121ZM127 84L125 83V86H126ZM132 85V84H131ZM133 85H134V83H133ZM132 85V86H133ZM157 85H158V83H157ZM245 85V84H244ZM38 86V85H37ZM44 86V85H43ZM42 86V87H43ZM75 86V85H74ZM73 86V87H74ZM81 86V85H80ZM101 86V85H100ZM104 86V85H103ZM115 86V85H114ZM125 86H123V87H125ZM128 86V85H127ZM136 85H134V87H135ZM148 86H150V85H148ZM152 86V85H151ZM156 86V85H155ZM207 86V85H206ZM214 86V85H213ZM240 86H242L241 84H240ZM36 87V86H35ZM34 87V88H35ZM59 88H60V86H58ZM62 87V86H61ZM67 87V86H66ZM71 87V86H70ZM72 87V88H73ZM94 87H97V86H93L92 87V89H94ZM116 87V86H115ZM122 87V86H121ZM123 87L122 88H120V89H123ZM215 87V86H214ZM235 87V86H234ZM244 87V86H243ZM69 88V87H68ZM84 87H82V89H83ZM87 88V87H86ZM107 88V87H106ZM112 88V87H111ZM117 88V87H116ZM152 88V87H151ZM156 88V87H155ZM170 88H171V86H170ZM201 88H203V87H201ZM211 88H213L212 86H211ZM235 88H237V87H235ZM240 88V87H239ZM89 89V88H88ZM97 89V88H96ZM108 89H109V87H108ZM108 89H106V95H107V93L109 92H107V90ZM126 89V88H125ZM124 89V90H125ZM133 89V88H132ZM154 89V88H153ZM152 89V90H153ZM160 90L162 89V88H159ZM158 89V90H159ZM165 89H166V87H165ZM164 89V90H165ZM174 88H172V90H173ZM178 89V88H177ZM206 89V88H205ZM231 89V88H230ZM234 89V88H233ZM243 89V88H242ZM54 90V89H53ZM57 90V89H56ZM60 90V89H59ZM68 90V89H67ZM77 90V89H76ZM79 90V89H78ZM87 90V89H86ZM99 90H100V87H99ZM114 90H116V89H114ZM128 90V89H127ZM159 90V91H160ZM163 90V89H162ZM172 90H170V91H172ZM176 90V89H175ZM200 90V89H199ZM208 90V89H207ZM218 90V89H217ZM96 91V90H95ZM113 91V90H112ZM121 91V90H120ZM155 91H156V89H155ZM201 91H202V89H201ZM209 91H210V89H209ZM213 91L214 90H212V93H213ZM68 92V91H67ZM72 92V91H71ZM75 92H77V91H75ZM75 92H73V94L75 93ZM81 92V91H80ZM83 92V91H82ZM81 92V93H82ZM86 92V91H85ZM94 92V91H93ZM115 92V91H114ZM113 92V94H115ZM119 92V91H118ZM123 91H121V94L120 95H122L123 96V93H122ZM165 92V91H164ZM217 92V91H216ZM215 92V93H216ZM62 93V92H61ZM78 93V92H77ZM103 93V92H102ZM101 93V94H102ZM120 93V92H119ZM125 93V92H124ZM153 93V92H152ZM152 93H151V95H150V97L152 96ZM154 93H156V92H154ZM162 93V92H161ZM171 93V92H170ZM226 93V92H225ZM59 94V93H58ZM68 94V93H67ZM67 94H65V95H67ZM91 94V93H90ZM98 94V93H97ZM96 94V95H97ZM105 94V93H104ZM110 94H111V92H110ZM109 93H108V95H110ZM173 94V93H172ZM64 95V94H63ZM69 95V94H68ZM72 95V94H71ZM75 95H76V93H75ZM87 95L88 94H84L83 95V97H85V99H86V101L85 102H88L87 104H91L90 102H92V100H95V99H93V98H91V97H87ZM92 95V94H91ZM90 95V96H91ZM117 95V94H116ZM119 95V96H120ZM125 95V94H124ZM154 95V94H153ZM170 95V94H169ZM214 95V94H213ZM227 95V94H226ZM229 95V94H228ZM227 95V96H228ZM53 96H54V94H53ZM60 96V95H59ZM62 96V95H61ZM60 96V97H61ZM74 96V95H73ZM118 96V95H117ZM157 96V95H156ZM156 96H153V97H156ZM161 96V95H160ZM168 96V95H167ZM226 96V97H227ZM66 97V96H65ZM72 97V96H71ZM76 97V96H75ZM81 97V96H80ZM99 97V96H98ZM103 97H104V95H103ZM107 97V96H106ZM153 97H151V98H153ZM170 97V96H169ZM219 97V96H218ZM231 97H232V95H231ZM62 98V97H61ZM97 98V97H96ZM100 98L102 99V97L100 96L99 97V100H100ZM111 98V97H110ZM110 98H108L107 100H109ZM117 98V97H116ZM148 98H149V96H148ZM150 98V101H152V99ZM220 98V97H219ZM68 99H69V97H68ZM67 99V100H68ZM78 99V98H77ZM76 99V100H77ZM80 99V98H79ZM105 99V98H104ZM122 99V98H121ZM170 100H171V98H169ZM169 99L167 100V98L165 99L166 101L165 102H168L169 101ZM222 99V96H221V98H220V100ZM49 100V99H48ZM53 100V99H52ZM55 100V99H54ZM65 100V99H64ZM71 100H73V99H71ZM80 100H82V97H81V99ZM112 100V99H111ZM110 100V101H111ZM114 100V99H113ZM127 100V101H128ZM149 100V99H148ZM47 101V100H46ZM45 101V102H46ZM79 101V100H78ZM84 101H83V103H84ZM90 101V102H89ZM97 101H98V99H97ZM101 101V100H100ZM147 101V100H146ZM150 101L148 102V103H150ZM154 102H155V99L153 100ZM152 101V102H153ZM162 101V100H161ZM161 101H160V104H161ZM172 102H173V99L171 100ZM49 102V101H48ZM56 102V101H55ZM59 102H61V101H59ZM63 102V101H62ZM67 102V101H66ZM70 102V101H69ZM68 102V103H69ZM77 102V101H76ZM80 102V101H79ZM79 102H77V103H79ZM95 102V101H94ZM93 102V103H94ZM108 102V101H107ZM112 102V101H111ZM125 102V101H124ZM222 102V101H221ZM53 103H54V101H53ZM65 103V102H64ZM64 103H63V105H64ZM81 103V102H80ZM79 103V104H80ZM96 103V102H95ZM117 103V102H116ZM119 103V102H118ZM170 103V102H169ZM168 103V104H169ZM224 103V102H223ZM49 104V103H48ZM57 104V103H56ZM79 104H78V107H80L79 106ZM86 104V103H85ZM146 104V103H145ZM158 104H159V102H158ZM159 104V105H160ZM171 104V103H170ZM43 105H44V103H43ZM59 105V104H58ZM58 105H56V106H58ZM69 106H70V103L68 104ZM72 105V104H71ZM81 105V104H80ZM84 105V104H83ZM125 105V104H124ZM143 105V104H142ZM141 105V107H143ZM149 105V104H148ZM165 103H164V105H162V106H160L159 107V109H156L157 111L154 113V115H152V118L149 120V122L147 123V126H146V128L145 129H143L142 128V135H141V141H143L146 145H148L149 147H150V145H152L154 142H156V141H158L157 139L159 138V135H160V133H161V131L162 130H164V129H162V128H164L163 127V118H164V116L166 115L165 113H167V112H165V110H166V107H165ZM225 105V104H224ZM228 105V104H227ZM75 106H76V104H75ZM70 107L71 108V110H72V108L73 109H76L77 107ZM88 106V105H87ZM87 106H84V108L86 107V109H87ZM104 106V105H103ZM169 106H171V105H169ZM264 106V105H263ZM42 107V106H41ZM66 107H68V106H66ZM105 107V106H104ZM107 107V106H106ZM105 107V108H106ZM117 107V106H116ZM128 107V108H129ZM154 107V106H153ZM58 108V107H57ZM69 108V107H68ZM108 108V107H107ZM139 108H140V106H139ZM147 108V107H146ZM257 108V107H256ZM263 108V107H262ZM56 109V108H55ZM54 109V110H55ZM59 109V108H58ZM86 109H84V110H86ZM98 109V108H97ZM112 109V108H111ZM141 109V108H140ZM154 109V110H155ZM167 109H168V107H167ZM224 109V108H223ZM259 109H261V107L259 108ZM52 110H53V107H52ZM78 110V109H77ZM83 110V111H84ZM116 110V112H117V110H118V112H119V114H122L126 109L123 107V104H119V108L118 109H115ZM177 110H179L178 109V107H177ZM222 110V109H221ZM225 110V109H224ZM223 110V111H224ZM41 111V109L39 110V112ZM44 111V110H43ZM47 111V110H46ZM48 111H50V110H48ZM67 111V110H66ZM97 111V110H96ZM113 111V110H112ZM139 111V110H138ZM141 111V110H140ZM151 111V110H150ZM251 111H255V110H251ZM45 112V111H44ZM43 112V113H44ZM64 112V111H63ZM69 112L71 113V112H73V114H74V111H70L69 110ZM84 112H86V111H84ZM131 112V111H130ZM168 112H169V110H168ZM172 112V111H171ZM219 112H220V110H219ZM250 112V111H249ZM59 113V112H58ZM61 113V112H60ZM67 113H68V111H67ZM66 113V114H67ZM96 113V112H95ZM94 113V114H95ZM98 113V112H97ZM113 113L114 112H112V115H113ZM126 113V112H125ZM137 113V111L135 112V114ZM141 113V112H140ZM139 113V114H140ZM144 113H145V111H144ZM152 113V112H151ZM173 113V112H172ZM171 113V114H172ZM261 113V112H260ZM37 114V113H36ZM48 114V113H47ZM55 114H56V110H55ZM81 114V113H80ZM115 114V113H114ZM138 114V113H137ZM139 114L138 115H136V116H139ZM146 114V113H145ZM170 114V113H169ZM218 114V113H217ZM223 114V113H222ZM257 114V113H256ZM35 115V114H34ZM49 115V114H48ZM51 115V114H50ZM58 115V114H57ZM64 115V114H63ZM69 115V114H68ZM116 115V114H115ZM126 115V114H125ZM174 115V114H173ZM33 116V115H32ZM35 116H37V115H35ZM38 116H39V114H38ZM44 116V115H43ZM64 116H66V115H64ZM69 116H71V114L69 115ZM79 116V115H78ZM95 116H97V115H95ZM122 116V115H121ZM120 116V117H121ZM134 116V115H133ZM144 116V115H143ZM147 116V115H146ZM169 116V115H168ZM220 116V115H219ZM46 117V116H45ZM55 117V116H54ZM67 117V116H66ZM81 117H83V116H81ZM106 117V116H105ZM135 117V116H134ZM133 117V118H134ZM141 117V116H140ZM32 118V117H31ZM43 118V117H42ZM41 118V119H42ZM58 118V117H57ZM59 118H60V116H59ZM104 118V117H103ZM107 118H108V116H107ZM106 118V119H107ZM109 118H110V116H109ZM115 118V117H114ZM123 118H125V117H123ZM131 118V117H130ZM142 118V117H141ZM260 118V117H259ZM264 118V116L262 117V119ZM56 119V118H55ZM54 119V120H55ZM77 119H78V117H77ZM80 119V118H79ZM105 119V120H106ZM113 119V118H112ZM117 119H118V117H117ZM144 119V118H143ZM147 119V118H146ZM146 119H145V121H146ZM166 119V118H165ZM255 119V118H254ZM257 119H258V117H257ZM45 120V119H44ZM50 120V119H49ZM59 120V119H58ZM64 120V119H63ZM67 120H69V121H72V124H69V126H71L70 127V130L71 131H80V128L82 127V125L80 126V125H78V123H76V124H73L76 120L75 119H72L71 117H67ZM84 120H85V118H84ZM122 120H124V119H122ZM126 120V119H125ZM131 120L132 119H130V122H131ZM136 120V119H135ZM168 120V119H167ZM41 121V120H40ZM52 120H50L49 122H51ZM66 121V120H65ZM98 121V120H97ZM107 121V120H106ZM114 121V120H113ZM129 121V120H128ZM139 122H140V120H138ZM171 121V120H170ZM170 121H168V122H170ZM251 121V120H250ZM259 121V120H258ZM261 121V120H260ZM259 121V122H260ZM4 122V121H3ZM64 122V121H63ZM67 122V121H66ZM84 122V121H83ZM99 122V121H98ZM100 122H103V119L100 121ZM108 122V121H107ZM119 122V121H118ZM134 122V121H133ZM144 122V121H143ZM165 123V124H169V123ZM264 122V121H263ZM35 123V122H34ZM122 123V122H121ZM125 123V122H124ZM141 123V122H140ZM198 123V122H197ZM262 123V122H261ZM49 124V123H48ZM56 124V123H55ZM80 124V123H79ZM95 124V123H94ZM103 124V123H102ZM142 124V123H141ZM146 124V123H145ZM230 124V123H229ZM36 125V124H35ZM37 125H38V123H37ZM57 125V124H56ZM59 125V124H58ZM62 125V124H61ZM64 125V124H63ZM62 125V126H63ZM113 125H115V124H112V126ZM128 125H131V127H130V129L132 128V124H129L128 123ZM173 125V124H172ZM176 125V124H175ZM32 126V125H31ZM30 126V127H31ZM43 126V125H42ZM47 126V125H46ZM51 126H53V125H51ZM99 126V125H98ZM97 126V127H98ZM120 126V125H119ZM118 126V127H119ZM124 126H126V124L124 125ZM123 126V127H124ZM134 126V125H133ZM138 125H136V127H137ZM141 126V125H140ZM140 126H139V128H140ZM33 127H34V124H33ZM48 127V126H47ZM46 127V128H47ZM59 127H60V125H59ZM66 127V126H65ZM96 127V126H95ZM103 127V126H102ZM191 127V126H190ZM32 128V127H31ZM39 128H40V126H39ZM45 128V129H46ZM68 128V127H67ZM107 128V127H106ZM139 128H137V129H139ZM228 128V127H227ZM44 129V130H45ZM85 129H87V128H81V130L83 131H86ZM95 129V128H94ZM98 129V128H97ZM99 129H101V127L99 128ZM141 129V128H140ZM162 129V130H161ZM191 129V128H190ZM224 129V127L222 128V130ZM226 129V128H225ZM32 130H34L35 131V129H32ZM36 130H37V128H36ZM50 130H52V129H50ZM106 130V129H105ZM127 131L129 130V129H126ZM126 130H125V132H126ZM192 130V129H191ZM204 130V129H203ZM221 129H220V131H222ZM63 131V130H62ZM89 132H90V129L88 130ZM92 131V130H91ZM104 131V130H103ZM132 131V130H131ZM137 131V130H136ZM139 131V130H138ZM196 131V130H195ZM219 131V132H220ZM227 131V130H226ZM43 132V131H42ZM49 131L47 130V133H48ZM56 132V131H55ZM61 132V131H60ZM69 132V131H68ZM198 132V131H197ZM225 132V131H224ZM36 133H37V131H36ZM46 133V132H45ZM57 133V132H56ZM63 133V132H62ZM66 133V132H65ZM74 133V132H73ZM82 133V132H81ZM92 133V132H91ZM103 133V132H102ZM129 133H131L130 131H129ZM135 133H137V132H135ZM31 134V133H30ZM40 134H43V133H41L40 132ZM49 134V133H48ZM51 134V133H50ZM75 134V133H74ZM99 134H100V132H99ZM34 135V134H33ZM32 135V136H33ZM44 135V134H43ZM53 135V134H52ZM60 135V134H59ZM65 135V134H64ZM67 135V134H66ZM78 135V134H77ZM126 135H127V132H126ZM131 135H132V133H131ZM138 135H140V134H138ZM28 136H29V134H28ZM31 136V135H30ZM45 136H46V134H45ZM49 136V135H48ZM58 136V135H57ZM56 136V137H57ZM106 136V135H105ZM108 136V135H107ZM106 136V137H107ZM178 136V135H177ZM40 137V136H39ZM43 137V136H42ZM42 137H40V138H42ZM60 137V136H59ZM59 137H58V140L60 141V139H61V137H60V139H59ZM64 137V136H63ZM66 137V136H65ZM86 137V136H85ZM85 137H83L82 136V138H85ZM105 137V138H106ZM136 137V136H135ZM200 137V136H199ZM204 137V136H203ZM51 138V137H50ZM71 138V137H70ZM69 138V139H70ZM79 138V137H78ZM81 138V137H80ZM79 138V139H80ZM80 139V140H82L83 141V139ZM125 138H127V140H128V138L129 137H126L125 136ZM137 138V137H136ZM135 138V139H136ZM173 138V137H172ZM224 138V137H223ZM250 138H252V137H250ZM249 138V139H250ZM256 138H257V136H256ZM261 138H263L264 139V137H261ZM37 139H38V137H37ZM36 139V141H35V139H34V141H35V143H33V144H36V145H40V147H41V149L44 151V150H49V149H51V148H53V146L55 145V143L53 144V140H50V141H47V140H43V139H39V140H37ZM54 139V138H53ZM57 139V138H56ZM78 139V140H79ZM87 139V138H86ZM86 139H85V141H86ZM138 139V138H137ZM139 139V140H140ZM245 139V138H244ZM243 139V140H244ZM29 140H30V138H29ZM64 140H65V138H64ZM71 140L72 139H70V144H71ZM97 140V139H96ZM131 140H132V138H131ZM254 140V139H253ZM256 140V139H255ZM262 140V139H261ZM68 141V140H67ZM76 142H77V140H75ZM91 141H95V139L94 140H91ZM117 141V140H116ZM122 141V140H121ZM126 141V139L124 140V142ZM249 141V140H248ZM247 141V142H248ZM260 141V140H259ZM263 141V140H262ZM27 142H28V140H27ZM56 142V141H55ZM62 142V141H61ZM96 142V141H95ZM103 143H104V141H102ZM102 142H99V144L100 143H102ZM107 142V141H106ZM132 142V141H131ZM131 142H128V143H130L131 144ZM137 142V143H136ZM245 142V141H244ZM254 142V141H253ZM69 143V141L67 142V144ZM78 143V142H77ZM77 143H75V144H77ZM82 143V142H81ZM78 144V145H81V147H82V144ZM108 143V142H107ZM118 143V142H117ZM127 142H125V144H126ZM135 143L136 144H138V141H135ZM144 143H142V144H144ZM166 143V142H165ZM260 143V142H259ZM263 143V142H262ZM84 144V143H83ZM164 143H162V145H163ZM247 144V143H246ZM36 145H34V146H36ZM62 145V144H61ZM65 145H66V143H65ZM69 145V144H68ZM73 145V144H72ZM71 145V146H72ZM86 145V144H85ZM106 145V144H105ZM108 145V144H107ZM113 145V144H112ZM112 145H108V146H112ZM115 145V144H114ZM138 145H140V144H138ZM145 145V146H146ZM207 145V143H205V146ZM29 146V145H28ZM58 146V145H57ZM70 146V147H71ZM119 146H120V144H119ZM119 146L117 147V148H119ZM133 146V145H132ZM141 146H143V145H141ZM155 146V145H154ZM208 146V145H207ZM77 149H78V147H77V145L75 146ZM83 147H85V146H83ZM89 147H91V146H89ZM105 147V146H104ZM103 146H101L99 149H101V148H104ZM62 148H63V146H62ZM65 148V147H64ZM66 148H67V145H66ZM92 148V147H91ZM97 148H98V146H97ZM116 148V149H117ZM128 148H131V147H128ZM136 148V147H135ZM135 148H131L130 150H134ZM147 147H145V149H146ZM32 149V148H31ZM30 149V150H31ZM76 149V150H77ZM80 149V148H79ZM89 149V148H88ZM113 149V148H112ZM138 149V148H137ZM143 149V148H142ZM144 149V151H142L143 153L146 151ZM148 149V148H147ZM149 149H151V148H149ZM148 149V150H149ZM4 151H5V149H3ZM27 150V149H26ZM58 150V149H57ZM72 150V149H71ZM74 150H75V148H74ZM75 150V151H76ZM84 150V149H83ZM82 150V151H83ZM92 150V149H91ZM102 150V149H101ZM109 150H111V149H109ZM114 150V149H113ZM119 150V149H118ZM122 150V149H121ZM139 150V149H138ZM38 151V150H37ZM64 151H65V149H64ZM74 151V152H75ZM88 151V150H87ZM87 151H86V153H87ZM120 151V150H119ZM127 151H129V149L127 150ZM134 151H136V149L134 150ZM133 151V154L135 153L136 154V152H134ZM236 151V150H235ZM238 151V150H237ZM236 151V152H237ZM6 152V151H5ZM62 152V151H61ZM60 151H59V153H61ZM73 152V153H74ZM79 152H81V151H79ZM88 152H91V151H88ZM96 152V151H95ZM94 152V153H95ZM97 152H98V150H97ZM123 153H124V151H122ZM131 152V151H130ZM130 152L128 153V154H130ZM141 152V153H142ZM147 152H149V151H147ZM183 152V151H182ZM235 152V153H236ZM33 153V152H32ZM36 153V152H35ZM58 153V154H59ZM91 153H93V152H91ZM99 153V152H98ZM97 153V154H98ZM105 153H107V152H105ZM118 152H116V154H117ZM121 153V152H120ZM142 153V154H143ZM201 153H203V152H201ZM258 153V152H257ZM260 153V152H259ZM264 153V152H263ZM5 154V153H4ZM52 154V153H51ZM62 154V153H61ZM122 154V153H121ZM120 154V155H121ZM127 154V153H126ZM132 154V153H131ZM185 154V153H184ZM183 154V155H184ZM85 155V154H84ZM91 155V154H90ZM93 155V154H92ZM101 155V154H100ZM106 155V154H105ZM112 155V154H111ZM119 155V154H118ZM119 155V156H120ZM124 155V154H123ZM180 155V154H179ZM178 155V156H179ZM258 155V154H257ZM264 155V154H263ZM4 156V155H3ZM36 156V155H35ZM44 156H46V155H44ZM49 156V155H48ZM48 156H47V158H48ZM54 156V155H53ZM55 156H57V154L55 155ZM66 156V155H65ZM64 156V157H65ZM83 156V155H82ZM104 156V155H103ZM108 156V155H107ZM106 156V157H107ZM114 156V155H113ZM134 156V155H133ZM140 156H142V155H140ZM155 156V155H154ZM162 156H164V154L162 155ZM168 156V155H167ZM259 156H260V154H259ZM30 157V156H29ZM50 157V156H49ZM60 157V156H59ZM80 157V156H79ZM78 157V158H79ZM105 157V156H104ZM105 157V158H106ZM116 157H117V155H116ZM122 157V156H121ZM120 157V158H121ZM157 157V156H156ZM155 157V158H156ZM181 157V156H180ZM263 157V156H262ZM45 159V160H48V159ZM69 158V157H68ZM83 158H84V156H83ZM96 158V157H95ZM100 158V157H99ZM108 158H110V156L108 157ZM123 158H124V156H123ZM129 158V157H128ZM130 158H132V157H130ZM160 158V157H159ZM28 159H33L32 157H30V158H28ZM36 158H34L33 159V162L32 163H37L36 162V160H35ZM52 159H54V158H52ZM51 159V160H52ZM65 159H67L66 157H65ZM80 159H82L81 157L79 158V161H76V164L77 163H79V162H82V161H80ZM84 159H87V157L86 158H84ZM94 158H92V156H89L88 157V161L87 162H94V160H93ZM104 159V158H103ZM103 159H102V161H103ZM116 159V158H115ZM179 159V158H178ZM42 160H43V158H42ZM59 160V159H58ZM96 160V159H95ZM100 160V159H99ZM109 160V159H108ZM113 160H114V158H113ZM112 160V161H113ZM116 160H118V159H116ZM116 160H114V161H116ZM120 160H123V159H120ZM119 160V161H120ZM135 160V159H134ZM165 160H168V159H166V157H165ZM164 160V161H165ZM49 161V160H48ZM69 162L66 164V165H64L65 167H64V171L67 173H70L71 172V169L74 167V161H73V159H69L68 160ZM106 161V160H105ZM111 161V162H112ZM118 161V162H119ZM133 161V160H132ZM159 161H161V159L159 160ZM164 161H162V162H164ZM177 161V160H176ZM179 161H180V159H179ZM179 161H177V164H178V162ZM26 162V161H25ZM47 162V161H46ZM51 162V161H50ZM54 162H56V161H54ZM66 162V161H65ZM64 162V163H65ZM84 162V161H83ZM82 162V163H83ZM101 162V161H100ZM99 162V163H100ZM110 161H107V164L109 165V167L108 168H110V170H112V168H114V170L116 169V168H118V167H116V165L114 166V167H112V164L111 163H109ZM122 162V161H121ZM162 162H161V164H162ZM167 162V161H166ZM59 163H61V162H59ZM97 163V162H96ZM136 163V162H135ZM152 163V162H151ZM155 163V162H154ZM44 164L45 163H43L42 162V165L44 166ZM63 164V163H62ZM84 164V163H83ZM86 164H89V163H86ZM102 164V163H101ZM103 164H104V161H103ZM115 164H116V162H115ZM134 164V163H133ZM153 164V163H152ZM172 164V163H171ZM22 165H25V164H22ZM39 164H37V166H38ZM46 165V164H45ZM81 165V164H80ZM94 165V164H93ZM100 165V164H99ZM106 165V164H105ZM104 165V166H105ZM108 165H106V166H108ZM118 165V164H117ZM119 165H121V163H119ZM151 164L149 163V166H150ZM157 165V164H156ZM160 165V164H159ZM164 165H166V164H164ZM168 165H169V163H168ZM174 165V164H173ZM30 166V165H29ZM33 166H35V165H33ZM37 166H35V167H37ZM40 166V165H39ZM51 166V165H50ZM59 166H60V164H59ZM149 166H148V168H149ZM154 166V165H153ZM162 166V165H161ZM175 166H176V163H175ZM46 167V166H45ZM78 167V166H77ZM79 167H81V166H79ZM78 167V168H79ZM87 167V166H86ZM91 167V166H90ZM154 167H157V169H158V166H154ZM163 167V166H162ZM168 167V166H167ZM167 167H166V169H167ZM255 167V166H254ZM61 168H63V167H61ZM99 168V167H98ZM147 168V169H148ZM151 168V169H150ZM149 168V170H152V165H151V167ZM161 168V167H160ZM165 168V167H164ZM169 168H171V165L169 166ZM182 168V167H181ZM242 168H244V167H242ZM261 168V167H260ZM22 169V168H21ZM24 169V168H23ZM41 169V168H40ZM39 169V170H40ZM54 169V168H53ZM55 169H57L56 167H55ZM59 169V168H58ZM74 169H76V168H74ZM91 169H95L94 167L93 168H91ZM101 169H103L102 168V166H101ZM107 169V168H106ZM121 169V168H120ZM146 169V170H147ZM241 169V168H240ZM247 169V168H246ZM250 169V168H249ZM256 169V168H255ZM20 170V169H19ZM27 170V169H26ZM30 170H32V169H30ZM35 170V169H34ZM50 170V169H49ZM109 170V171H110ZM118 170V169H117ZM117 170H115L116 172H117ZM163 170V169H162ZM161 170V171H162ZM165 170V169H164ZM168 170V169H167ZM173 170V169H172ZM171 170V171H172ZM237 170H239V169H237ZM258 170V169H257ZM256 170V171H257ZM261 170V169H260ZM16 171H18V170H16ZM87 171H91V170H89V169H87V170H82L78 175H77V179L79 180V181H81V180H86V178H89V179H92V189L91 190H84V193L85 194H90L91 193V195H92V192H94V191H96L97 189H98V191H99V189L100 188H103V186H104V188L105 189H107L106 188V186H105V181L103 182L102 180H100L98 177H97V175H95L94 174V172H93V176H92V178L90 177V175H88L86 172ZM102 171V170H101ZM113 171V170H112ZM244 171V170H243ZM249 171V170H248ZM255 171V170H254ZM26 172V171H25ZM41 172H43V170L41 171ZM40 172V173H41ZM45 172V171H44ZM60 172V171H59ZM76 172H78V171H76ZM75 172V170H74V172L73 173H76ZM98 172V171H97ZM103 172H104V170H103ZM118 172H119V170H118ZM223 172V171H222ZM250 172V171H249ZM19 173V172H18ZM32 173H34V172H32ZM31 173V174H32ZM39 173V172H38ZM64 173V172H63ZM221 173V172H220ZM235 173V172H234ZM248 173V172H247ZM251 173V172H250ZM15 174H16V172H15ZM25 174V173H24ZM50 174V173H49ZM48 174V175H49ZM98 174V173H97ZM108 174V173H107ZM111 174H112V172H111ZM116 175H117V173H115ZM133 174V173H132ZM236 174V173H235ZM239 174V173H238ZM241 174V173H240ZM17 175V174H16ZM18 175H22V173L21 174H18ZM28 175V174H27ZM42 175V174H41ZM45 175V174H44ZM44 175H42V179H43V176ZM60 174H58V176H59ZM115 175V176H116ZM224 175V174H223ZM244 175V174H243ZM29 176V175H28ZM46 176V175H45ZM101 176V175H100ZM119 176V175H118ZM132 176V175H131ZM236 176V175H235ZM250 176H252V175H250ZM16 177V176H15ZM34 177V176H33ZM39 177V176H38ZM49 177H50V175H49ZM51 177H53V175L51 176ZM65 177V176H64ZM73 177V176H72ZM117 177V176H116ZM134 177V176H133ZM136 177V176H135ZM238 177V176H237ZM240 177V176H239ZM244 177V176H243ZM242 177V178H243ZM246 177H247V175H246ZM57 178V177H56ZM5 179V178H4ZM3 179V180H4ZM7 179V178H6ZM28 179H31V178H28ZM53 179H55V176H54V178H52V180ZM102 179V178H101ZM131 179V178H130ZM135 179V178H134ZM2 180V181H3ZM25 180V179H24ZM38 180V179H37ZM49 180V179H48ZM55 180H57V179H55ZM62 180V179H61ZM72 180H73V178H72ZM78 180H76V181H78ZM105 180V179H104ZM128 180V179H127ZM132 180V179H131ZM8 181V180H7ZM20 181H21V179H20ZM27 181V180H26ZM29 181V180H28ZM75 181V182H76ZM106 181H108V179L106 180ZM113 181V180H112ZM136 181H137V183H138V180H137V178H136ZM135 181V182H136ZM146 181V180H145ZM243 181V180H242ZM12 182V181H11ZM32 182V181H31ZM36 182V181H35ZM41 182V181H40ZM74 182V181H73ZM83 182V181H82ZM85 182V181H84ZM90 182V181H89ZM114 182V181H113ZM152 182V181H151ZM177 182V181H176ZM180 182V181H179ZM8 183H10V182H8ZM23 183V182H22ZM21 183V184H22ZM46 183V182H45ZM48 183H49V181H48ZM48 183H46V184H48ZM57 183H59V182H57ZM130 184H131V181L129 182ZM129 183H128V185H129ZM137 183H135V184H137ZM143 183V182H142ZM5 184H7V183H5ZM13 184V183H12ZM11 184V185H12ZM15 184V183H14ZM18 184V183H17ZM17 184H15V187H16V185ZM29 184H31V183H29ZM33 184V183H32ZM35 184V183H34ZM33 184V185H34ZM44 184V183H43ZM54 184V183H53ZM76 184V183H75ZM109 186H110V184L109 183H107ZM119 184V183H118ZM125 184V183H124ZM127 184V183H126ZM158 184V183H157ZM243 184V186H244V184L245 183H242ZM23 185H24V183H23ZM88 185V184H87ZM112 185V184H111ZM121 185H123V184H121ZM128 185L126 186V188L128 187ZM131 185H134V184H131ZM141 185V184H140ZM173 185V184H172ZM171 185V186H172ZM239 185V184H238ZM241 185V184H240ZM4 186V185H3ZM2 186V187H3ZM6 186V185H5ZM20 186V185H19ZM26 186H27V183H26ZM30 186V185H29ZM34 186H36V185H34ZM49 186V185H48ZM78 186V185H77ZM174 186V185H173ZM175 186H176V184H175ZM14 187V186H13ZM64 187V186H63ZM79 187V186H78ZM82 188H83V186H81ZM84 187H86V185L84 186ZM111 187V186H110ZM109 187V188H110ZM125 187V186H124ZM139 187V186H138ZM178 187V186H177ZM4 188V187H3ZM8 188V187H7ZM16 188H18V187H16ZM42 188H44V187H42ZM45 188H47V187H45ZM51 188V187H50ZM54 188V187H53ZM122 188V187H121ZM133 188H135V187H133ZM137 188V187H136ZM168 188H170V187H168ZM230 188V187H229ZM238 188V187H237ZM249 188V187H248ZM8 189H10V188H8ZM13 189H15V188H13ZM34 189H36V188H34ZM67 189H69V188H67ZM88 189H89V187H88ZM132 189V188H131ZM144 189H145V187H144ZM165 189V188H164ZM234 189V188H233ZM236 189V188H235ZM7 190V189H6ZM26 190V189H25ZM31 190V189H30ZM40 190V189H39ZM48 190V189H47ZM66 190V189H65ZM76 190V189H75ZM168 190H170V189H168ZM231 190V189H230ZM242 190V189H241ZM50 191V190H49ZM71 191V190H70ZM79 191V190H78ZM115 191V190H114ZM126 191H128V190H126ZM135 191V190H134ZM144 191V190H143ZM147 191V190H146ZM158 191V190H157ZM161 191V190H160ZM172 191V190H171ZM238 191H240V190H238ZM243 191V190H242ZM247 191V190H246ZM30 192V191H29ZM36 192H37V190H36ZM62 192V191H61ZM69 192V191H68ZM67 192V193H68ZM129 192V191H128ZM163 192V191H162ZM228 192V191H227ZM231 192V191H230ZM243 192H245V191H243ZM242 192V193H243ZM248 192V194L250 193L249 191H247ZM247 192L246 193H244V194H247ZM3 193V192H2ZM41 193H42V191H41ZM41 193H40V195H41ZM70 193V192H69ZM80 193H82V192H80ZM125 193V192H124ZM127 193V192H126ZM160 193V192H159ZM159 193H157L156 195H158ZM165 193V192H164ZM164 193H163V195H164ZM173 193H175V192H173ZM172 193V194H173ZM232 193V192H231ZM230 193V194H231ZM238 193V192H237ZM54 194V193H53ZM56 194V193H55ZM59 194V193H58ZM58 194H56V195H58ZM73 194V193H72ZM118 194V193H117ZM170 194V193H169ZM229 194V193H228ZM228 194H224L225 195V197L227 198V195ZM239 194V193H238ZM237 194V195H238ZM36 195V194H35ZM38 195V194H37ZM47 195V194H46ZM60 195V194H59ZM64 195V194H63ZM79 195V194H78ZM81 196H82V194H80ZM90 195V196H91ZM108 195V194H107ZM123 195V194H122ZM126 195V194H125ZM131 195H133V194H131ZM152 195V194H151ZM155 195V196H156ZM232 195V194H231ZM236 195V196H237ZM240 195V194H239ZM29 196V195H28ZM34 196V195H33ZM32 196V197H33ZM53 196V195H52ZM114 196V195H113ZM112 196V197H113ZM154 196V195H153ZM166 196V195H165ZM168 196V195H167ZM230 196V195H229ZM233 196V195H232ZM231 196V197H232ZM24 197V196H23ZM26 197V196H25ZM24 197V198H25ZM31 197V196H30ZM37 197V196H36ZM39 198L41 197V196H38ZM54 197V196H53ZM52 197V198H53ZM58 197V196H57ZM56 197V198H57ZM62 197V196H61ZM64 197V196H63ZM70 197V196H69ZM83 197V196H82ZM109 197V196H108ZM116 197V196H115ZM119 197V196H118ZM138 197V196H137ZM171 197V196H170ZM169 197V198H170ZM224 197V196H223ZM235 197V196H234ZM247 197V196H246ZM252 197V196H251ZM250 197V198H251ZM35 198V197H34ZM38 198V199H39ZM42 198V197H41ZM40 198V199H41ZM46 198V197H45ZM48 198H50V197H48ZM55 198V197H54ZM65 198V197H64ZM71 198V197H70ZM69 198V199H70ZM91 198V197H90ZM90 198H89V200H90ZM100 198V197H99ZM114 198V197H113ZM120 198V197H119ZM123 198V197H122ZM125 198H126V196H125ZM125 198H123V200L125 199ZM162 198V195L160 196V195H158V196H156V197H154V198H152L151 200L152 201H154L153 202V205L154 204H160V203H162V200H160ZM167 198V197H166ZM192 198V197H191ZM221 198V197H220ZM238 198H240V197H238ZM243 198V197H242ZM27 199V198H26ZM63 199V198H62ZM106 199V198H105ZM109 199H110V197H109ZM118 199V198H117ZM121 199V198H120ZM196 200H197V198H195ZM249 199V198H248ZM6 200V199H5ZM77 200V199H76ZM107 200V199H106ZM129 200H130V198H129ZM190 200V199H189ZM221 200V199H220ZM232 200V199H231ZM240 200V199H239ZM252 200V199H251ZM254 200V199H253ZM9 201V200H8ZM18 201V200H17ZM20 201V200H19ZM52 201V200H51ZM54 201V200H53ZM73 201V199L71 200V202ZM79 201V200H78ZM109 201V200H108ZM112 201V200H111ZM121 201V200H120ZM127 201V200H126ZM167 201V200H166ZM224 201H226V199L224 200ZM224 201H222V202H224ZM229 201V200H228ZM237 201V200H236ZM241 201V200H240ZM249 201V200H248ZM256 201V200H255ZM258 201V200H257ZM1 202H3V201H0V203ZM5 202V201H4ZM3 202V203H4ZM6 202H7V200H6ZM10 202V201H9ZM57 202V201H56ZM77 202V201H76ZM91 201H89V203H90ZM113 202H114V200H113ZM129 202V201H128ZM127 202V203H128ZM131 202V201H130ZM188 202V201H187ZM221 202V201H220ZM234 202V201H233ZM243 202V201H242ZM245 202V201H244ZM250 202V201H249ZM261 202V201H260ZM260 202H259V204H260ZM15 203V202H14ZM20 203V202H19ZM30 203V202H29ZM29 203H27V204H29ZM34 203V202H33ZM32 203V204H33ZM36 203V202H35ZM50 203V202H49ZM58 203V202H57ZM63 203V202H62ZM79 203V202H78ZM77 203V204H78ZM96 203H99V199H98V202H97V199H96ZM108 203V202H107ZM115 203V202H114ZM122 202H120V204H121ZM124 203V202H123ZM126 203V202H125ZM164 203V202H163ZM167 203V202H166ZM218 203H219V200H218ZM225 203V202H224ZM246 203V202H245ZM253 203V202H252ZM251 203V204H252ZM5 204V203H4ZM8 204V203H7ZM13 204V203H12ZM51 204V203H50ZM68 204V203H67ZM69 204H71V203H69ZM117 204V203H116ZM131 204V203H130ZM223 204V203H222ZM237 204V203H236ZM247 204V203H246ZM1 205V204H0ZM13 205H15V204H13ZM22 205V204H21ZM56 205V204H55ZM59 206H60V203L58 204ZM64 205H65V203H64ZM64 205L63 206H60L59 208H58V211H56L55 213V215H51V214H49V213H45V214H43V211H42V213L41 212H39V210L41 209V206H40V203H39V205H32V208H33V210H35V213L33 214V216L34 215H36L38 212V214H37V218H39V219H42V220H45V221H42V223H40V225L38 226V227H36L37 225H35V227H33L32 228V230H31V234L32 235H34V238L36 237V239H35V241H34V243H32L31 244V246H30V249H27L25 252H26V261L27 262H24V263H26V264H38L37 262V260H38V258L40 257V256H42L41 258H42V260H41V264H43V262L45 261V259H46V257H47V252H48V250L50 249L49 247H48V249H46L45 248V243L44 242H47V239H48V235L50 234V232L51 231H53V228H52V226H50V223H48L47 222V220H49V217H53V216H55L56 217V219H59L60 217H61V214H62V212H63V209H64ZM75 204H73V206H74ZM83 205V204H82ZM84 205H85V203H84ZM88 205V204H87ZM91 205V204H90ZM89 205V206H90ZM97 205V204H96ZM114 205V204H113ZM150 205V204H149ZM153 205H151V206H153ZM165 205V204H164ZM224 205V204H223ZM242 205V204H241ZM7 206V205H6ZM18 206V205H17ZM26 206V205H25ZM47 206H48V204H47ZM68 206V205H67ZM71 206V205H70ZM72 206V207H73ZM80 206V205H79ZM89 206H88V208H89ZM123 206V205H122ZM227 206V205H226ZM244 206V205H243ZM261 206V205H260ZM264 206V205H263ZM5 207V206H4ZM3 207V208H4ZM15 207V206H14ZM27 207V206H26ZM114 207H116V205L114 206ZM113 207V208H114ZM120 208H121V206H119ZM150 207V206H149ZM158 207H162V206H158ZM164 207V206H163ZM163 207H162V209H163ZM2 208V207H1ZM28 208V207H27ZM31 208V209H32ZM48 208H49V206H48ZM67 208V207H66ZM70 208V207H69ZM69 208H68V211H69ZM91 208V207H90ZM127 208V207H126ZM219 208H220V206H219ZM222 208H223V206H222ZM224 208H225V205H224ZM231 208H232V205H231ZM230 208V209H231ZM239 208V207H238ZM237 208V209H238ZM7 209H10V208H7ZM29 209V208H28ZM43 209V208H42ZM45 209H47V208H45ZM50 209H51V207H50ZM81 209H82V207H81ZM117 209V208H116ZM234 209H235V207H234ZM259 209V208H258ZM48 210V209H47ZM55 210V209H54ZM79 210H80V208H79ZM86 210V209H85ZM89 210H91V209H89ZM112 210V209H111ZM121 210H123L122 208H121ZM229 210V209H228ZM257 210V209H256ZM3 211H5V210H3ZM12 211H13V209H12ZM46 211V210H45ZM64 211H66V209L64 210ZM108 211V210H107ZM227 211V210H226ZM225 211V212H226ZM232 211V210H231ZM235 211V210H234ZM9 212H11V210L9 211ZM31 212V211H30ZM70 212V211H69ZM93 212H95V211H93ZM113 212V211H112ZM114 212H116V211H114ZM158 212V211H157ZM236 212H238V211H236ZM235 212V213H236ZM240 212V211H239ZM1 213H3V212H1ZM0 213V214H1ZM6 213V212H5ZM8 213V212H7ZM33 213V212H32ZM41 213V214H40ZM50 213H52V212H50ZM128 213H129V211H128ZM228 213V215H229V212H227ZM227 213H226V215H227ZM234 213V212H233ZM54 214V213H53ZM63 214H64V212H63ZM157 214V213H156ZM237 214H239V213H237ZM260 214V213H259ZM10 215V214H9ZM112 215H113V213H112ZM119 215V214H118ZM125 215H126V213H125ZM129 215V214H128ZM127 215V216H128ZM234 215V214H233ZM242 215V214H241ZM264 215V214H263ZM1 216V215H0ZM3 216V215H2ZM96 216V215H95ZM103 216V215H102ZM108 217H109V215H107ZM130 216V215H129ZM221 216H223V215H221ZM234 216H236V215H234ZM13 217V216H12ZM94 217V216H93ZM106 217V216H105ZM112 217V216H111ZM118 217V216H117ZM124 217V216H123ZM34 218V217H33ZM95 218V217H94ZM110 218V217H109ZM113 218H115V216L113 217ZM126 218H129V217H126ZM221 218H225L224 216L223 217H221ZM234 218V217H233ZM260 218V217H259ZM13 219V218H12ZM20 219V218H19ZM38 219V220H39ZM112 219V218H111ZM149 219V220H148ZM161 219H163V220H161ZM174 218L173 217H167L165 220H164V218H161V217H159L158 215L156 216V215H153V217H150V218H143L142 220V222L140 221V222H136V223H134L135 221H130V228H128V230L126 231V230H123L122 232H121V234H120V236H119V238L121 239V246L117 249V250H115L116 252L113 254V256H111L110 258H107L108 260H106V261H104V262H102V260L104 259H106L105 257L102 259V260H100L102 263L101 264H152V262L154 263V264H168L169 262H173L175 259H177V260H179V261H176V264H177V262H178V264H185L187 261H188V258H186L185 256L186 255H184V257H183V254L185 253V251H187L188 249H193V252H191V254L190 255H195L197 252L198 253H200V251H203V249H208V248H205V246H204V243H205V239H207L206 237H204V238H200V233H205V236H208V235H206V231H205V229H204V231H202V230H200L198 233L196 232V229H199V226L197 225V226H195L193 229H191L192 227L191 226H193L195 223L194 222H185V223H183L182 225H180L179 224V226H177L176 228H174L175 227V224H177V222L176 221H174L173 220ZM177 219V218H176ZM216 219V218H215ZM227 219H229V218H227ZM238 219H240V217L238 218ZM245 219V218H244ZM16 220V219H15ZM52 220H54V219H52ZM84 220H85V218H84ZM88 220V218L86 219V221ZM94 220V219H93ZM92 220V221H93ZM113 220V219H112ZM111 220V221H112ZM124 220H125V218H124ZM148 220V221H147ZM234 220H236V219H234ZM258 220V219H257ZM256 220V221H257ZM260 220V219H259ZM4 222H5V220H3ZM40 221V222H41ZM56 221H58V220H55V222ZM126 221V220H125ZM233 220H231V222H232ZM246 221V220H245ZM262 221V220H261ZM54 222V221H53ZM55 222H54V224H55ZM129 222V221H128ZM146 222V223H145ZM215 222V221H214ZM223 222V221H222ZM227 222V221H226ZM242 221H238V220H236V221H233V223H232V226L233 225H235V224H239L240 225V223H241ZM263 222V221H262ZM1 223H3V222H1ZM10 223V222H9ZM13 223V222H12ZM30 223H32V222H29V224ZM81 223V222H80ZM84 223V222H83ZM83 223H82V225H83ZM91 223V222H90ZM106 223V222H105ZM108 223V222H107ZM106 223V224H107ZM119 223V222H118ZM182 223V222H181ZM243 223V222H242ZM251 223V222H250ZM255 223V222H254ZM254 223H252V224H254ZM257 223V222H256ZM264 223V222H263ZM116 224V223H115ZM122 224V223H121ZM200 224V223H199ZM212 224V223H211ZM210 224V225H211ZM228 224V227L230 226V228H229V230L231 229V225H229V223H227ZM246 224V223H245ZM3 225V224H2ZM6 225V224H5ZM22 225V224H21ZM81 225V224H80ZM88 225V224H87ZM90 225V224H89ZM114 225V224H113ZM124 225V224H123ZM122 225V226H123ZM209 225V226H210ZM242 225V224H241ZM26 226H27V224H26ZM92 226V225H91ZM104 227L106 226L105 224L103 225ZM128 226V225H127ZM259 226H260V223H259ZM1 227V226H0ZM11 227H13V226H11ZM88 227V226H87ZM86 227V228H87ZM104 227H103V229H104ZM108 227V226H107ZM106 227V228H107ZM114 227V226H113ZM116 227V226H115ZM118 228H119V230H120V226H117ZM210 227H212V226H210ZM228 227H225V229L226 228H228ZM246 227H247V225H246ZM256 228H257V225L255 226ZM255 227H254V229H255ZM261 227H262V224H261ZM10 228V227H9ZM82 228V227H81ZM85 228V229H86ZM88 228H91V227H88ZM92 228H93V226H92ZM91 228V229H92ZM117 228V229H118ZM240 227H237V229H239ZM244 228V227H243ZM250 228H252L251 226H250ZM249 228V229H250ZM4 229V228H3ZM12 230L14 229V228H11ZM21 229V228H20ZM191 229V230H190ZM240 229H242V228H240ZM247 229V228H246ZM253 229V228H252ZM251 229V230H252ZM260 229V228H259ZM258 228L256 229L257 231L259 230ZM264 229V228H263ZM24 230V229H23ZM111 230V229H110ZM228 229H226V231H227ZM250 230V231H251ZM256 230H255V233H257L258 234V232H256ZM21 231V230H20ZM82 231V230H81ZM86 232H87V229L85 230ZM92 231V230H91ZM97 231V230H96ZM100 231V230H99ZM103 231V230H102ZM115 231V230H114ZM113 231V232H114ZM225 231V230H224ZM231 231V230H230ZM249 231V232H250ZM14 232V231H13ZM25 232V231H24ZM84 232V231H83ZM104 232V231H103ZM105 232H106V230H105ZM109 232V231H108ZM211 232V231H210ZM248 232V231H247ZM253 232V231H252ZM262 232V231H261ZM6 233H7V231H6ZM27 235H30V228H27ZM107 233V232H106ZM230 233V232H229ZM235 233V232H234ZM259 233H260V230H259ZM8 234V233H7ZM11 234V233H10ZM104 234V233H103ZM108 234V233H107ZM114 234V233H113ZM117 234H118V232H117ZM189 234H191V235H189ZM261 234V233H260ZM1 235V234H0ZM19 235V234H18ZM106 235V234H105ZM211 235V234H210ZM239 235V234H238ZM254 235V234H253ZM253 235H252V237H253ZM6 236V235H5ZM9 236V235H8ZM7 236V237H8ZM12 236H15V234L14 235H12ZM24 236V235H23ZM94 236H97V235H94ZM94 236H93V239H94ZM115 236V235H114ZM113 236V237H114ZM193 236H197L198 237V240H194L193 239ZM231 236V235H230ZM255 236L256 235H254V237H253V239L255 238ZM9 237H11V235L9 236ZM8 237V238H9ZM98 237H100L101 238V234H100V236H98ZM106 237H108L107 235H106ZM106 237H104V240H105V238ZM118 237V236H117ZM232 237V239L234 238L233 236H231ZM241 237V236H240ZM238 238V239H242V240H240L241 242L242 241H245L247 244L248 243H250V235L248 234V233H244V236H242L243 238ZM251 237V238H252ZM5 238V237H4ZM50 238V237H49ZM112 238V237H111ZM110 238V239H111ZM116 238V237H115ZM118 238V239H119ZM209 238H211V237H209ZM229 238V237H228ZM262 238V237H261ZM264 238V237H263ZM14 239H15V237H14ZM13 239V240H14ZM23 239H25V237L23 238ZM117 239V238H116ZM5 240V239H4ZM7 241H8V239H6ZM49 240V239H48ZM95 240V239H94ZM99 240V239H98ZM109 240V239H108ZM228 240V239H227ZM230 240V239H229ZM228 240V241H229ZM3 241V240H2ZM11 241H12V239H11ZM15 241H16V239H15ZM30 241V240H29ZM28 241V242H29ZM97 241V240H96ZM106 241V240H105ZM112 241V240H111ZM115 241V240H114ZM116 241H118V240H116ZM210 240H208V242H209ZM23 242V241H22ZM25 242V241H24ZM33 242V241H32ZM102 242V241H101ZM100 242V243H101ZM192 242V243H191ZM225 242V241H224ZM240 242V243H241ZM264 242V241H263ZM1 243V242H0ZM5 243V242H4ZM13 243V242H12ZM47 243H49V242H47ZM96 243V242H95ZM104 243V242H103ZM109 243H111V242H108V244ZM207 243V242H206ZM228 243V242H227ZM230 243V242H229ZM239 243V244H240ZM244 243V242H243ZM256 243V241L253 243V244H255ZM84 245H85V243H83ZM92 244V243H91ZM90 244V245H91ZM106 244V243H105ZM114 244V243H113ZM186 244H189L188 246H186ZM226 244V243H225ZM235 244V243H234ZM233 244V245H234ZM242 244V243H241ZM251 244V243H250ZM2 245V244H1ZM4 245V244H3ZM8 245V244H7ZM14 245V244H13ZM17 245H20V244H17ZM26 245V244H25ZM29 245V244H28ZM49 245H50V243H49ZM48 245V246H49ZM88 245V244H87ZM115 245V244H114ZM246 245V244H245ZM249 245V244H248ZM11 246V245H10ZM94 246H96L95 244H94ZM94 246L93 247H90V248H94ZM101 246H102V244H101ZM104 246V245H103ZM126 246V249L128 250V249H135L134 250V252H132V253H130L129 255H127V251H124V249H122L123 247H125ZM223 246V245H222ZM235 246V245H234ZM242 246V245H241ZM241 246L239 247V249L241 248ZM243 246H244V244H243ZM261 246V245H260ZM17 247V246H16ZM89 247V246H88ZM111 247H113V246H111ZM230 247V246H229ZM229 247H227V248H229ZM8 248V247H7ZM77 248V247H76ZM78 248H80L79 246H78ZM86 247H84V249H85ZM100 248V247H99ZM181 248H183L184 249V251H180V249ZM212 248V247H211ZM238 248V247H237ZM244 248V247H243ZM242 248V249H243ZM3 249V248H2ZM9 249V248H8ZM7 249V250H8ZM11 249V248H10ZM107 249V248H106ZM109 249V248H108ZM111 249V248H110ZM217 249V248H216ZM222 249V248H221ZM3 250H5V249H3ZM6 250V251H7ZM13 250V249H12ZM15 250V249H14ZM18 250V249H17ZM21 250V249H20ZM19 250V251H20ZM23 250V249H22ZM77 250V249H76ZM226 250V249H225ZM248 250V249H247ZM5 251V252H6ZM90 251V250H89ZM88 251V252H89ZM106 251V250H105ZM109 251V250H108ZM128 251H130V250H128ZM230 251V250H229ZM239 251H241V249L240 250H238V252ZM1 252V251H0ZM4 252V251H3ZM10 252V251H9ZM18 252V251H17ZM99 252H100V249H99ZM187 252H189V251H187ZM204 252V251H203ZM207 252V251H206ZM232 252H233V250H232ZM236 252V251H235ZM12 253V252H11ZM73 253V252H72ZM80 253V252H79ZM97 253V252H96ZM103 253V252H102ZM217 253V252H216ZM215 253V254H216ZM230 253V252H229ZM234 253V252H233ZM246 253V252H245ZM245 253H244V255H245ZM4 254V253H3ZM91 254H94V253H91ZM108 254V253H107ZM226 254V253H225ZM240 254V253H239ZM243 254V253H242ZM23 255V254H22ZM102 255H104V254H102ZM109 255V254H108ZM197 255V254H196ZM228 255V254H227ZM233 255V254H232ZM235 255H237L236 253H235ZM4 256V255H3ZM6 256V255H5ZM9 256V255H8ZM12 256H13V254H12ZM25 256H24V258H25ZM68 256V255H67ZM70 256V255H69ZM75 256L76 255H74L73 254V259L75 258ZM85 256V255H84ZM90 256V255H89ZM199 255H197V257H198ZM203 256V255H202ZM209 256V255H208ZM217 256H219V254L217 255ZM225 256V255H224ZM230 256V255H229ZM14 257V256H13ZM99 257H100V255H99ZM193 257V256H192ZM214 257V256H213ZM226 257V256H225ZM246 257V256H245ZM15 258V257H14ZM18 258V257H17ZM69 258V257H68ZM71 258H72V256H70V259H69V262H67L68 264H71V262L72 261H70L71 260ZM66 259V258H65ZM142 259V260H141ZM172 259H174V260H172ZM190 259V258H189ZM206 259L207 258H203L202 260L203 261H205L206 262ZM218 259V258H217ZM224 259V258H223ZM226 259V258H225ZM230 259H232V258H230ZM229 259V260H230ZM243 259V258H242ZM14 260V259H13ZM40 260V259H39ZM76 262H79V261H81V259H80V256L79 257H77L76 259ZM74 260V261H75ZM86 260V259H85ZM87 260H88V258H87ZM90 260V259H89ZM228 260V259H227ZM10 261V260H9ZM95 261V260H94ZM142 261V262H141ZM210 261V260H209ZM237 261V260H236ZM193 262V261H192ZM202 262V261H201ZM201 262H200V264H201ZM208 262V261H207ZM233 262V261H232ZM239 262V261H238ZM241 262V261H240ZM246 262V261H245ZM10 263V262H9ZM92 263V262H91ZM95 263H97V262H95ZM189 263V262H188ZM209 263H212V262H209ZM237 263V262H236ZM242 263V262H241ZM8 264V263H7ZM15 264V263H14ZM74 264V263H73ZM77 264H79V263H77ZM227 264V263H226ZM233 264H235V262L233 263Z\"/></svg>",
	"mask_w": 264,
	"mask_h": 264
},
{
	"label": "snow or ice",
	"instance_id": "6c2138e0",
	"mask_svg": "<svg viewBox=\"0 0 264 264\" xmlns=\"http://www.w3.org/2000/svg\"><path fill=\"white\" fill-rule=\"evenodd\" d=\"M79 4H80V0H72L71 4L68 6L67 11L60 12V15L56 18V27L52 32V36L48 37V40L52 39L53 37L59 34L61 22L64 20L66 16H69L73 12H77L79 8ZM13 7L14 5L8 3V0H0V10L11 9ZM45 7H47V5H45ZM169 9H171V11H169ZM87 10L88 9H86V11ZM188 11H191V10L179 8V0H160V3L156 4L155 8L147 14L148 21L145 26V31L143 33L144 43L141 44L140 42H137L133 48L128 50V52L124 53L120 57H112V60L114 62L126 61L129 59V57L132 55L133 52H136L139 49H144L145 51H147L149 48L155 47V45H152L151 42L149 41V34H150V31L153 29L154 25H156L159 22V28L161 30H163L164 28H172V23L176 19L184 18L183 13L188 12ZM39 12L43 13L44 8H40ZM196 13L197 15L199 14V8L196 9ZM5 24H6V20H0V40L4 41V44L7 45L8 38L3 35V31H2V29L5 28ZM246 24L264 25V17L250 16L247 19H239V20L232 21V22H226L224 24H208V23H205L203 20H197L196 27H192L190 25H177L176 28L167 32L166 35L160 36V38L156 41V45H161L163 41L167 39H171L181 45L183 44L192 45L195 47L194 52H191V53L183 52V49H182V52L183 54H190L193 60L198 62L200 60L202 50L207 46V39L204 38L205 36H207L209 39L215 38L218 35L223 36L225 35V32H227L228 30L238 31L242 28L243 25H246ZM33 26L35 27V25ZM214 29L218 31H214ZM17 30H18L17 26L15 25L14 22L7 27V31L11 33H15ZM258 35L259 34H257V36ZM197 37H201V39H199V41L193 45V41H195ZM48 40L43 41V43H47ZM163 46L171 47L170 44H164ZM36 47H38V45L34 46L29 51L28 56H31L32 53L35 52ZM253 51H255V49H253ZM102 53H105V49L97 50V59L94 61L96 68L89 69V66L87 65L84 66L86 71L82 73L83 75H92L95 70H98L99 68L104 66L103 60L101 59ZM173 54L174 53H169V55H173ZM2 55H3V52L2 50H0V56ZM28 56H26L25 59H27ZM135 59L139 60V56L135 57ZM256 59H257V66L255 69L256 79L252 81L249 87L244 89L239 99L236 101L235 112L232 116V123L229 124L228 131L226 132H222V133L216 132L215 135H212L211 133H205V132H195V131L185 132V128L190 126L189 121L192 119V117L196 115L195 112H192L189 115L184 114V108H183L184 95H185V91L188 88V83H191V81H189L188 83H185V85L183 86L185 91H181L180 93V104H181L180 115L184 119V127L177 129L176 131H178L181 134L173 142L164 143L163 148H169L171 150L172 155L168 156L167 159L169 160L170 163L175 164L176 159L178 158L179 152L181 150V142L193 140L199 136H207L208 137V147L203 151L204 159L198 165H196L195 168H193L191 171H188V172L181 171L180 169H176L173 172H166V171H161L160 169H153L152 173H150L149 175H159V176L176 175V176H180L183 178V177L198 176L201 173L205 172L206 170H209L210 174L208 175L207 179L200 180V183L205 188L208 187L209 184H212L213 182H216V181H228L231 184H241L242 183V181L237 180L233 178L232 176L221 175L219 173L217 166L218 164L222 162L221 160L222 153L214 151L213 145L218 144L221 137L227 136L232 131L233 125L236 124L240 114L243 111L242 105L245 99L249 96H255L257 93H264V60H261L259 53H257ZM162 62L163 61H161V63ZM22 63L23 61H20L15 65H11L10 66L11 71L5 76H0V81L7 79L8 75H11L12 73L18 71L19 65ZM182 66L184 65L183 64L177 65V69ZM197 66H198L197 64H193L192 70L194 71ZM141 67H143V65L138 63L135 65V67L129 66L127 71L129 72L136 71ZM177 69H174L173 71ZM65 75H70V73L62 74L59 79H63ZM100 78L102 79L103 77L101 76ZM49 83L54 84L55 81H50ZM8 87H11V86L8 85L5 88H0V102H2L0 103V107H4V110L9 113H15L19 110L18 104L13 103L11 104V106H6L7 101L4 99L5 92L7 91ZM112 90L113 89L109 88L108 89L109 93ZM38 98L41 100L43 99V97H38ZM211 103L212 101L208 100L203 105H201V108L206 109ZM26 108H27V105H26ZM142 111L143 109H141V112ZM22 118L23 117L21 116L20 118L11 120V121L5 119L3 123H0V131H3L5 128L9 127L10 124L19 123V120ZM171 123L172 122L170 121L169 125L166 128L165 134L161 136L160 140L155 142V146L149 150L148 155L138 160V163L135 165L134 169H128L127 167L125 168L124 174L119 178L120 184L125 183L124 177L128 175L129 171H139L140 169L144 167V165L148 162V160L152 158L153 155H155L157 152H160L162 150L161 141L167 142L169 140V137L172 136ZM126 127L130 128V125ZM105 135H108V133H105ZM135 136H136V133L133 132V137ZM88 143L92 144L94 143V141H88ZM120 148L125 153H127L128 146L125 145L123 141L120 142ZM183 151H187V147H185ZM124 160H125V164L127 165L128 163L127 155L124 156ZM86 163L87 161H85V164ZM106 163L107 161H105V164ZM100 175L106 180L112 179L114 183L112 185V188H109V189L100 188L98 191V196L94 199H99V197H103L105 193H107L109 196H113L115 195V193H123L126 190H131L132 188L131 185H128L127 189H122L118 187L116 183L117 178L115 175H105L103 171H100ZM145 179H147V176L141 177V182ZM181 182L186 183V181L184 180H182ZM244 183H246V185L251 188H264V180H261L259 182H251V183L244 182ZM188 186L191 187L190 184ZM113 189L115 190V192L113 191ZM196 191L197 193H199L201 190L198 188L196 189ZM72 203L75 204V201L73 200ZM99 204H100V209L94 212V215L96 216L101 215L103 209L107 207V204L104 199H99ZM117 206L119 207L120 205H117ZM213 211L214 212L218 211V209H213ZM208 216L211 217L212 213L211 212L208 213ZM205 223H207V221H205ZM93 227H95L94 223H93ZM88 230L91 231V228H89ZM117 231H119V229H117ZM199 231L200 229H196L197 233ZM2 239H4V237L3 235H0V240ZM74 239H76L75 236H74ZM79 239L81 240L84 239V233L80 234ZM193 239L198 240V237L193 236ZM262 247H264V245H262ZM84 251L85 249L81 245V254H83ZM92 251H95V248H93ZM124 251H127V249H124ZM180 251H184V249L181 248ZM241 252H243V249H241ZM214 253H216L215 248L209 249L207 254L211 256ZM216 254L218 255V253ZM202 255H204V253L199 254V256H202ZM199 256L197 257V259H199ZM190 264H194V262H190Z\"/></svg>",
	"mask_w": 264,
	"mask_h": 264
}]
</instances>
